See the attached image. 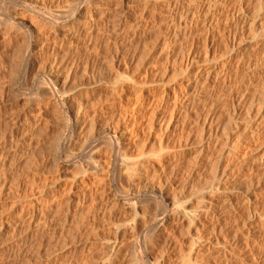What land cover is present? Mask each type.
I'll return each mask as SVG.
<instances>
[{
	"label": "rangeland",
	"instance_id": "obj_1",
	"mask_svg": "<svg viewBox=\"0 0 264 264\" xmlns=\"http://www.w3.org/2000/svg\"><path fill=\"white\" fill-rule=\"evenodd\" d=\"M9 1L10 0H7V2H6V0H0V4H2V5H0V12L1 13H3L4 12V9H6V8H8V11H10L9 9H10V5L11 4H9ZM12 1H16V2H18V3H24V2H28V3H30L32 6H38V7H40L43 11H46L47 9V6H48V3H50L51 4V0H47L46 1V3L44 4V3H40V2H42L41 0H37L38 1V3H37V1L36 0H12ZM34 1H36V3L34 2ZM53 1V0H52ZM54 1H57V3L58 2H62L63 3V1H64V4H66L67 5V3H66V0H54ZM68 1V0H67ZM69 1H73V0H69ZM110 1V2H109ZM114 0H104V2H103V0H101L100 2H102L101 4H103L104 6H103V8L104 9H107V8H109V9H111V13L112 14H114V13H116V11L118 10L115 6H114V2H113ZM134 1H136V0H130V2H129V0L127 1V6L128 7H130L131 9H133V10H135V11H137V12H135V15H137V16H134L135 18H137L138 17V15L140 14V11H142L143 10V3H141V1L142 0H139L140 1V4L138 5V3L139 2H137L136 1V4H134L135 2ZM165 1V2H164ZM201 1V0H200ZM199 0L197 1V2H200ZM220 2L222 1V0H219ZM237 1H239V0H237ZM246 1H248V3L246 2V4H248V7H247V9L249 10V12H251V15H252V13H254L253 11H255L256 9H257V7H255L256 6V4H257V0L255 1V0H246ZM3 2H4V4H3ZM152 2H156V3H152ZM165 4H164V3ZM170 2H172V0H151V3H150V5L152 6V5H157V6H153V7H150V5L148 6V10L146 9V17L147 16H149V18L147 17L146 18V20L148 19V21H147V24H148V27H146V30H145V32L147 33V31L148 32H154L153 34H152V32H151V35H149L148 33L146 34L145 32H143L142 31V29L140 30V31H142V32H140V34H138V35H136V36H138V37H136V36H134L133 37V35H127L126 33V31H127V28L132 24H130V23H128L127 25H126V28H122V27H118V26H114V22H116L113 18H116V17H110V19H107V20H105V22H104V26H102L101 27V29L102 30H100V31H97V32H95L94 34L96 35L92 40L91 39H87L88 37H85V36H83L82 38L84 39V40H82V38H80V40H81V42H83V43H79V45L80 46H82L81 48L82 49H84V51L85 52H83L84 53V55H82V58L79 60V62H80V65H79V67L80 68H78L77 70H73V69H71L69 66H71V65H69L68 67L70 68V73L68 72V68H66V70L64 71V72H62L63 74H60V81L63 83V84H60L61 86L60 87H62V88H60V89H57V91H55V90H51V92L49 91V92H45V93H43L42 95H39L40 93L39 92H37V91H39L38 90V88L35 86V80L33 79V78H35L36 76H37V73H38V75H40L41 74V72L43 71V69H41V68H43V65H45V64H47V62H48V60L50 59V55H52V53H53V49H52V44L50 43V41L51 40H49V38H51L52 36H54L55 34L54 33H52V31H51V25H45V23H44V25L42 26V27H39L41 24H42V22L40 21L41 19H40V17H38L37 16V14L35 13L34 14V12L33 11H31V10H28L27 9V12H25L26 11V9H20V10H15V9H12L11 8V10L12 11H10V12H8L9 14H10V16H11V18L12 19H14V20H17V21H24L23 23L24 24H26V26H29L30 28H32L33 27V29H31V31H32V36H33V40H34V45H35V48L36 49H34L33 48V57H32V59L34 60V61H31L32 63H31V70H30V72L26 75V77H25V79H24V76L22 77L20 74H18L17 73V65H16V63H17V60H18V57L20 56L19 55V52L22 50L21 48H22V42L24 43V36H25V34H23V32H24V30H22L23 28H19V26H17L16 25V23H15V25L16 26H12L14 29V31L12 30V28H11V26L9 27V25L7 26L6 25V23H5V25H6V27L8 28H10L11 30L9 31L7 28V31L5 32V30L6 29H4L3 30V28H2V26H0L1 27V29H0V154H2V155H0V264H35V263H37V264H60V262H62L63 260H61V259H64L65 261H63L61 264H65V263H67V264H73V263H75V264H80V262H81V264H86V263H88L89 264V261H86V263H82V262H85V259L87 258V257H85V255L86 256H88V257H90V258H92L90 261H92V262H90L91 264H103L104 263V260L105 259H107L108 257H112V259H114L113 258V254L116 252V250L117 249H112L113 247L112 246H109V244H107V243H115V242H117L116 244H118V243H120L121 241H123V243L125 242V241H127L126 242V244L124 243H120L121 245H124L125 247H126V249L128 248V247H130L131 248V250H130V248H128L127 249V254L125 253V255H126V257H130L131 256V254H132V257H134V259H135V256H133V254L135 255V251H133L134 249V246L133 245H130L131 243L130 242H132V244L134 243L133 242V240H135V237L136 236H133L136 232H141L142 230H143V226H142V221H143V219H144V217H145V215L144 214H146L147 216L146 217H152V216H157V219L158 220H160L159 221V226H161L162 224L163 225H170V224H172L173 223V225H176V227L174 228V226L173 225H170V227H169V225L166 227L167 229H171L172 231H177V232H175V234H176V236H175V234H174V236L171 234V235H169V236H165V235H158V236H155V238H154V236L153 237H151L150 235H151V233H150V238H152V241L153 240H155V241H153V243L151 242V240H149V242L150 243H152V245H154V246H150V244H149V242L147 243V245H149L148 246V255H149V258L150 259H152L153 260V258H154V260H156V261H154L153 260V263L155 264H182V261L181 260H183L182 259V257H180L181 256V254L183 255V254H188V252H190V249H189V251H188V245H190L191 246V240H193V239H195L196 238V236H195V234L197 235V232H195L194 231V228H190L189 230H191V231H189L188 229H187V231H186V228L188 227H186V225H188V221H190V219L188 220L187 218V220L184 218L183 220H181V218L182 217H184V213H186L187 211L190 213H195V212H197V210L200 208V207H198V209H197V206H198V204H199V200H198V198L201 196V193H198L199 192V190H202V193H204L203 195L204 196H206L207 195V192H208V197H209V195L213 192H215V194L218 196V198H220L221 200H224V199H227L228 201H227V203L225 204V209L227 210V212L224 210V212H226V214L225 215H223V222L221 223V225H222V227L220 226V228H222L221 230L219 229V235L217 234L216 236H214L213 237V239H215L216 237L218 238V243H219V241L222 243H219V244H217L216 246H215V244H213V247H211L208 251H207V249H205V251H204V253L205 254H203L202 255V257H204V258H201V260L204 262V260L207 258V262H206V260H205V262L203 263L200 259L198 260L197 259V261H200L199 263L197 262V264H200L201 262L203 263V264H209L210 263V261H212L211 263L212 264H264V245L262 246L261 245V243L262 244H264V237H262L263 236V232H264V228L262 227V226H264V163H263V161H264V156H263V154H264V134H260V135H258V140L256 141V142H254V144L253 143H248V142H246V144L245 145H242V149H241V151H240V153H238V154H236V155H233V157L231 156V158L229 159L228 158V160H230L231 162H230V164H229V166L228 167H226L225 168V166H223L222 167V169L223 168H225V169H223V170H218L217 172H214V170L213 169H211V167H212V164H211V161H212V159H213V156H211L212 154H210V153H212V151H214V148L212 149V148H208V150H207V154L205 155V154H203V156H201L202 154H200V156H199V154H198V151L199 150H201V147L203 146L204 147V145H206V144H204V143H206V142H198V140H200V135H201V132L199 131L200 130V128H201V124H200V122H198L197 123V121H198V116L196 115V114H200L201 115V118H202V116H203V114H205V109L207 110V108L209 109V107L211 106V104L214 102V103H216L217 101H220V102H217L216 104L217 105H219V107L217 106L216 107V115H218V113L220 112L222 115H223V117H228L227 116V114L229 115V111H230V108H231V106L230 105H223L222 103H224V102H222V101H225L223 98H221L222 96L221 95H223V96H226L228 93H229V91H230V89H228V91H227V88L228 87H225L226 89H224L223 88V86H222V90H220L219 92L220 93H218V90L220 89V86H216V88L214 87V88H211L212 86H210V89L208 90V89H202V90H200L201 92H202V94H201V92L199 91V90H197V93L200 95H198L197 97H199V98H197V97H195L194 99H193V102L195 103H191V104H189V106H187L188 108H187V111L184 113V114H181V116H178V118H176V120H175V123L176 124H173L172 125V123L170 124V126H169V128L167 129V130H164V128L163 127H160V125H161V123L159 122L160 121V119H158V121L157 120H155L157 117H153V115H155L156 116V114H158L160 111H162V110H164L165 108V110L167 111V110H172V108L171 107H173L172 106V103L174 102V93H172L171 94V91L173 90V87H176L178 90L176 91L177 92V96H178V94H179V96L181 97V95H182V85H183V83H184V81H186L187 80V78H188V75H192L191 73H190V71L189 72H185L184 71V67L181 65V64H179V62H181V60H180V58H182V56L185 54V53H187L188 52V50H189V48L191 47V46H196V47H198L197 45H199V47L198 48H201V46L203 45L202 44V34L200 35V26H196V25H194L192 28H191V31L193 32V34L192 35H190L189 37H188V35H185V36H187L186 37V39L184 38H182L183 36L181 35V39L179 40V41H181L182 39H183V41H182V43L181 42H179L178 41V43H176L175 45L176 46H178L177 48H176V46H175V49L177 50V52H179L180 51V49H178V48H186L185 49V51H181V53L179 52V54H182V55H179L178 54V57L177 58H179V59H175L176 61H172V60H174V58H176L175 56L177 55L175 52V56L174 55H172V57H168V55L167 54H170L171 53V51H173L172 49L174 48V44L173 43H171L170 41H169V39L172 37V35H173V33L176 31H174V29L173 28H175V26L173 25V24H171L172 23V21H171V18H170V14L169 13H171V12H169V11H171L170 9V7H169V4H171ZM196 2V1H195ZM195 2H193V3H195ZM232 2V3H231ZM235 2V3H234ZM34 3V4H33ZM54 3L53 5L51 4H49L50 6H51V8L53 7V10L55 9V10H57L58 8H63V7H65L62 3ZM68 3H70V2H68ZM159 4V6H158V4ZM225 2H223V3H221L220 4V6H219V8L220 9H222V10H220L221 11V13L219 12V13H216L215 15H217V16H215L216 18H218V24H220V25H218V27H217V29L211 34L212 36H211V38H213L212 40H211V42H212V44L214 43V44H217V46L218 45H220V47L222 46V48H224V36L226 35V34H228V32L230 31L229 29H231V26L233 27V23L235 22L234 20L235 19H233L234 18V16H230V12L228 11L230 8H232L233 6H235V5H237V3L238 2H236V0H229V1H226V3L224 4ZM256 3V4H255ZM40 4H42V5H40ZM60 4V5H59ZM129 4V5H128ZM164 4V5H163ZM198 4V3H197ZM231 4V5H230ZM254 4V5H253ZM57 5V6H56ZM59 5V6H58ZM145 5V4H144ZM161 5V6H160ZM233 5V6H232ZM252 5V6H251ZM264 5V4H263ZM1 6H3V7H1ZM44 8H43V7ZM140 6V8H138ZM167 6H168V8H167ZM247 6V5H246ZM250 6V7H249ZM258 6V5H257ZM55 7H57V8H55ZM107 7V8H106ZM156 9H155V8ZM164 7V9H162ZM230 7V8H229ZM255 7V8H254ZM264 7V6H263ZM19 8H21V7H18V8H16V9H19ZM151 8H152V10H151ZM154 8V9H153ZM160 8V9H159ZM168 11H167V10ZM1 10H3V12L1 11ZM13 10H14V13H15V16H12V15H14V14H11V13H13ZM25 10V11H24ZM54 10V11H55ZM114 10H115V12H114ZM151 10V11H150ZM159 10V11H158ZM164 10V11H163ZM166 10V11H165ZM226 10H227V12L229 13H227L226 12ZM18 11H19V13H18ZM152 11H154V12H152ZM160 12V13H159ZM167 12V13H166ZM169 12V13H168ZM225 12V13H224ZM24 13V14H23ZM137 13V14H136ZM159 13V14H158ZM165 13H166V15H165ZM227 13V14H226ZM23 14V15H22ZM167 14H169V15H167ZM224 14V15H223ZM264 13H262L261 15H263ZM29 15H31V16H29ZM34 16V19H33V16ZM226 15H227V17H226ZM18 16V17H17ZM214 16V15H213ZM222 16V17H221ZM253 16V15H252ZM16 17H17V19H16ZM37 17V18H36ZM152 19H151V18ZM226 17V18H225ZM262 17V16H261ZM260 16H259V19H260V24L264 21V18H261ZM134 18V19H135ZM156 18V19H155ZM232 18V19H231ZM36 19V20H35ZM37 19H40L39 21L41 22H39V21H37ZM164 19V20H163ZM222 19V20H221ZM111 20H113V21H111ZM153 20V21H152ZM158 20H160V21H158ZM163 20V21H162ZM165 20H167V21H165ZM221 20V21H220ZM107 21V22H106ZM109 21H111V22H109ZM137 20L135 19L134 20V22H136ZM156 21H157V25H155L156 24ZM161 21L163 22V23H161ZM164 21H165V23H164ZM171 21V22H170ZM199 21H201V19H199ZM220 21V22H219ZM32 22V23H31ZM39 22V23H38ZM150 22H152V24L153 25H155V26H157V28L156 27H154V26H152V24L150 23ZM153 22H155V24L153 23ZM232 22V23H231ZM259 22V21H258ZM10 23V22H9ZM30 23V24H29ZM40 24V25H38V24ZM150 23V24H149ZM170 23V24H169ZM199 23V22H198ZM29 24V25H28ZM223 24H224V26H223ZM260 24H258L257 26H259ZM263 24H264V22H263ZM5 25H3V27L5 26ZM34 25V26H33ZM36 25V26H35ZM112 25H113V27H112ZM129 25V26H128ZM158 25H159V27L161 28H159L158 27ZM165 25V26H164ZM262 25V24H261ZM47 28H46V27ZM50 26V27H49ZM128 26V27H127ZM150 26V27H149ZM152 26V27H151ZM172 28L171 30H170V28ZM173 26V27H172ZM107 27V28H106ZM153 27L154 28H156V29H153ZM169 29H168V28ZM246 27H247V29H246ZM248 27L250 28V26H244L243 27V30H245V34L244 35H242L240 38H239V40L240 41H238V45H237V47L233 50V52H230V53H228L227 54V57H230V58H233V60L232 61H234L233 63H232V65L234 66V68H233V70L234 69H236V68H239L240 67V64H241V62L244 60H250V61H255V60H260L261 59V62H262V60L264 59V58H262L261 56H260V54H259V49L256 47V45H255V42L252 44L251 42H252V32H250L249 31V29H248ZM262 27H263V25H262ZM18 28L20 29V30H18ZM35 28V29H34ZM44 28V29H43ZM115 28V29H114ZM148 28H150V29H152V30H148ZM159 28V30H157ZM228 28V29H227ZM241 28V27H240ZM39 30V32H38V30ZM42 31H41V30ZM113 29V30H112ZM118 31H117V30ZM176 29V28H175ZM233 29V28H232ZM242 29V28H241ZM257 29V32L256 33H260V28L258 29V28H256ZM2 30V31H1ZM105 30V31H104ZM116 30V31H115ZM156 30V31H155ZM162 30V31H161ZM34 31V32H33ZM102 31V32H101ZM105 33H104V32ZM159 31H160V33H159ZM166 31V32H165ZM171 31V32H170ZM174 31V32H173ZM198 31H200V32H198ZM8 32V33H7ZM9 32H11V33H9ZM18 32V33H17ZM36 32V33H35ZM48 32H49V35H47L48 34ZM66 32V34L67 33H69L68 31H65ZM78 32H79V30H78ZM99 32V33H98ZM101 32V33H100ZM114 32V33H113ZM126 32V33H125ZM173 32V33H172ZM199 33V34H196V36H195V34L194 33ZM247 32V33H246ZM20 33V34H19ZM22 33V34H21ZM25 33V32H24ZM43 33V34H42ZM45 33V34H44ZM74 34H76L77 32H73ZM103 33V34H102ZM107 33H108V35H107ZM113 33V34H112ZM118 33H120V34H118ZM141 33H142V35H141ZM144 33V34H143ZM157 33H159V34H157ZM171 33H172V35H171ZM219 33V34H218ZM220 33H222V34H220ZM8 34L10 35V36H8ZM41 34L42 35H46V37L45 38H48V39H43V37H40L41 36ZM52 34V35H51ZM123 34V35H122ZM158 36H157V35ZM161 34V35H160ZM166 34V35H165ZM168 34H170V35H168ZM214 34V35H213ZM218 34V35H217ZM225 34V35H224ZM257 34V35H258ZM261 35H262V31H261V33H260ZM7 35V36H6ZM19 35V36H18ZM101 35V37H97V36H100ZM109 35H110V37H109ZM114 37H113V36ZM121 35V37H119ZM139 35H141V36H139ZM151 37H149V36ZM199 35V36H198ZM216 35V36H215ZM39 38H38V37ZM48 36V37H47ZM103 36V37H102ZM144 36V37H143ZM146 36H148V37H146ZM154 36H156L155 38H154ZM260 36V35H259ZM258 36V37H259ZM4 37V38H3ZM15 37H16V39H15ZM101 38V39H98V41H97V38ZM134 39H133V38ZM142 37V38H141ZM224 37V38H223ZM103 38V39H102ZM116 38V39H115ZM141 38V40H139V39ZM159 38V39H158ZM168 38V39H167ZM191 38V39H190ZM222 38V39H221ZM244 38V39H243ZM131 39V40H130ZM144 39H147V41H145ZM150 39V40H149ZM156 39H158V40H156ZM172 39V38H171ZM170 39V40H171ZM22 40V41H21ZM48 40V41H47ZM89 40H90V42H89ZM99 40H101V42L99 41ZM104 40V41H103ZM111 40V41H110ZM122 42H121V41ZM149 40V41H148ZM163 40L165 41V42H163ZM168 40V42L169 43H167L166 41ZM193 40V41H192ZM198 40H199V42H198ZM221 40V41H220ZM223 40V41H222ZM13 41V42H12ZM47 41V42H46ZM87 41V42H86ZM95 41V42H94ZM128 41H130V43L128 42ZM134 41V42H133ZM146 42V45L145 46H147L148 45V43L147 42H149V43H151L152 41H155V42H152L151 44H149L150 46H149V50H147L148 49V47H146V51H150V47H153L152 49H154L155 51H153L152 53V55L150 56V57H148L147 59H145V60H143V62L141 63L142 64V66L139 68V65H140V63H138L137 62V60L136 59H139V57H140V55H139V52L141 51V49H140V51H138V47H140V48H142V50H145V48H144V42ZM163 42V45L162 44H160L161 42ZM186 41H187V43H186ZM196 43H195V42ZM105 42V43H104ZM108 42V43H107ZM157 42V43H156ZM198 42V43H197ZM201 42V43H200ZM50 43V44H49ZM88 43V44H87ZM95 43V44H94ZM121 43V44H120ZM137 44V45H135V44ZM140 43V44H139ZM158 44L157 46H156V44ZM165 43H167L168 44V46H169V44H171L169 47H167V45L165 44ZM200 43V44H199ZM43 44V45H42ZM49 44V45H48ZM92 44V45H91ZM99 44V45H98ZM102 44H104V45H102ZM107 44V45H106ZM133 44V45H132ZM139 44V45H138ZM173 44V45H172ZM178 44V45H177ZM184 45V46H181V45ZM187 44H189V45H187ZM7 45V46H6ZM96 47V49H95V47ZM101 45H102V47H101ZM143 45V46H142ZM154 45V46H153ZM162 46V48H160L161 46ZM186 45V46H185ZM16 46V47H15ZM19 46H21V48L19 47ZM39 46H40V48H41V46H43L42 47V49H40L39 48ZM49 46V47H48ZM51 46V47H50ZM89 46V47H88ZM92 46V47H91ZM109 46V47H108ZM128 46V47H127ZM132 48H131V47ZM157 47V51H156V47ZM171 46H173V47H171ZM180 46V47H179ZM188 46H190V47H188ZM98 47V48H97ZM100 47V48H99ZM111 47V48H110ZM116 47H118V48H116ZM120 47V48H119ZM135 47V48H134ZM163 47H164V49L166 48V50L164 51L163 50ZM203 47V46H202ZM245 47V48H244ZM253 47V48H252ZM5 48V49H4ZM9 48V49H8ZM38 48H39V50H38ZM45 48H47L45 51H44V49ZM90 48H92V49H90ZM108 48V49H107ZM116 48V49H115ZM128 48V49H127ZM167 48H169L170 50L168 51V49ZM172 48V49H171ZM247 51H244V49ZM255 48H256V50H255ZM21 49V50H20ZM48 49H50V50H48ZM52 49V50H51ZM94 49V50H93ZM110 49V50H109ZM119 49V50H118ZM137 49V50H136ZM159 49H161L160 51H159ZM240 49V50H239ZM3 50V51H2ZM5 50H7V51H5ZM14 50H15V52H14ZM93 50V51H92ZM102 50V51H101ZM117 50V51H116ZM123 50H125V51H123ZM127 50V51H126ZM129 50V51H128ZM134 50V51H133ZM136 50V51H135ZM163 50V51H162ZM183 50V49H182ZM253 50V51H252ZM23 51V50H22ZM97 51V52H96ZM99 51V52H98ZM109 51V52H108ZM121 51V52H120ZM161 51H162V53H161ZM251 51V52H250ZM18 52V53H17ZM94 54H93V53ZM112 52H114V53H112ZM115 52H117L118 53V55H120V57L122 56L123 58H124V56L129 60V62L130 63H132L131 64V66L129 67V66H122L121 68H120V71H118V72H115L114 74L117 76L118 75V77H116L115 75H114V77H113V75H112V73L110 74V71L112 72V67L111 66H109L110 65V63H111V57L113 56V54H115ZM132 52V53H131ZM170 52V53H169ZM183 52H185V53H183ZM241 52H242V56H241ZM249 52V53H248ZM257 52H258V54H257ZM8 53V54H7ZM91 55H89V54ZM96 53V54H95ZM133 54V56L131 55V54ZM158 53V54H157ZM11 54V55H10ZM18 54V55H17ZM20 54H21V52H20ZM39 54V55H38ZM48 54V55H47ZM88 54V55H87ZM124 54H126V55H124ZM160 54V55H159ZM247 54H250V55H247ZM256 54V55H255ZM16 55L18 56V57H16ZM41 55V56H40ZM95 55V56H94ZM100 55V56H99ZM112 55V56H111ZM124 55V56H123ZM155 55V56H154ZM167 55V56H166ZM231 55V56H230ZM48 56V57H47ZM88 56V57H87ZM98 56V57H97ZM108 58H107V57ZM135 56H137L138 58H135ZM166 56V57H165ZM258 56H259V58H258ZM12 57V58H11ZM15 57V58H14ZM47 57V58H46ZM87 57V58H86ZM239 57H242V59L241 58H239ZM247 57V58H246ZM3 58V59H2ZM17 58V59H16ZM49 58V59H48ZM78 59H79V57H77ZM102 58V59H101ZM106 59V60H104V59ZM132 58H134V59H132ZM165 58H167V60H165ZM47 59V60H46ZM110 59V60H109ZM172 59V60H171ZM241 59V60H240ZM253 59V60H252ZM255 59V60H254ZM84 60V61H83ZM86 60V61H85ZM89 60V61H88ZM107 60H109V61H107ZM151 60V61H150ZM41 61V62H40ZM88 61V62H87ZM132 61V62H131ZM145 61V62H144ZM153 61V62H152ZM165 61V62H164ZM238 61V62H237ZM240 61V62H239ZM243 61V62H244ZM246 61H245V63H246ZM9 62V63H8ZM16 62V63H15ZM34 62V63H33ZM45 62V63H44ZM77 62V61H76ZM86 62V63H85ZM108 62V63H107ZM133 62H135L136 63V65H138V66H136L135 65V63H133ZM140 62V61H139ZM146 62H147V64L149 65H147L146 64ZM149 62V63H148ZM151 62V63H150ZM154 62H156V63H154ZM236 62V63H235ZM11 63V64H10ZM85 65H84V64ZM178 65H177V64ZM239 63V64H238ZM244 63V64H245ZM10 64V65H9ZM14 66H13V65ZM40 66H39V65ZM99 64V65H98ZM164 64V65H163ZM166 64V65H165ZM238 64V66L239 67H236V65ZM243 64V65H244ZM12 65V66H11ZM86 65H87V67H86ZM91 65V66H90ZM241 66L239 69V78H241V79H239V78H237L236 80L239 82H237L238 84H237V86H238V88L236 87L235 89L237 90H240L241 88V90H242V93H244L245 92V90H247V89H249V88H251V91L252 92H257V91H255L256 89H257V87L256 86H258L257 85V83L253 80L255 77H251L250 75H248L247 73H249L250 74V70L251 69H249L248 70V68H247V65H244V66ZM42 66V67H41ZM85 66V67H84ZM100 66H101V68H100ZM135 66V67H134ZM148 66V67H147ZM209 66H212V64L210 65V64H208V67ZM10 67V68H9ZM39 67H41V68H39ZM90 67V68H89ZM110 67V68H109ZM137 67L139 68V71H138V69H137ZM150 67V68H149ZM236 67V68H235ZM2 68V69H1ZM12 68V69H11ZM105 68V69H104ZM109 68V69H108ZM182 68V69H181ZM241 68H242V70H241ZM33 69V70H32ZM39 69H40V71H39ZM84 69V70H83ZM141 69V70H140ZM14 70L16 71V72H14ZM42 70V71H41ZM73 70V71H72ZM79 70V71H78ZM134 70V71H133ZM166 70V71H165ZM182 70V72L184 73H180L179 71H181ZM245 70V71H244ZM11 71V72H10ZM81 71V72H80ZM98 71V72H97ZM132 71V72H131ZM136 71V72H135ZM240 71H243V72H241L240 73ZM247 71H249V72H247ZM108 72V73H107ZM145 72V73H144ZM245 72V73H244ZM12 73H14V74H12ZM72 73V74H71ZM75 73H76V77H75ZM134 75H133V74ZM157 73V74H156ZM18 74V75H17ZM33 74H35L36 76H34ZM163 74V75H162ZM165 74V75H164ZM180 74V75H179ZM183 74V75H182ZM2 75V76H1ZM4 75V76H3ZM127 76L128 78H126L127 80L124 82V78L122 79V82L120 81V79H121V77H124V76ZM130 75V76H129ZM158 75V76H157ZM10 76V77H9ZM67 76V77H66ZM78 76V77H77ZM85 76V77H84ZM161 76V77H160ZM263 76V75H262ZM262 76L260 77V79L262 78ZM8 77V78H7ZM12 77V78H11ZM22 77V78H21ZM29 77H30V79H29ZM107 77H109V79L107 78ZM113 77V78H112ZM145 77V78H144ZM153 77V78H152ZM249 77V78H248ZM251 77V78H250ZM76 78V79H75ZM96 78V79H95ZM114 78H116V81H119L118 82V84H117V87L116 86H111L110 85V82H112L113 81V79ZM118 78V79H117ZM135 78V79H134ZM138 78V79H137ZM162 79L163 81H165V82H167V81H169V82H167L168 84H166L165 86L164 85H159V83H155V80L156 79ZM243 78V79H242ZM9 79V80H8ZM14 79V80H13ZM27 79V80H26ZM152 79H153V81H152ZM168 79V80H167ZM174 79V80H173ZM264 79V76H263V78L261 79V81H264L263 80ZM17 80V81H16ZM32 80H34V81H32ZM65 80V81H64ZM99 80V81H98ZM106 80V81H105ZM111 80V81H110ZM115 80V79H114ZM145 82H144V81ZM252 80V81H251ZM25 81H28V82H25ZM64 81V82H63ZM76 81V82H75ZM108 81V82H107ZM110 81V82H109ZM129 81V82H128ZM141 81V82H140ZM152 83H151V82ZM250 81V82H249ZM253 81L255 82V83H253ZM32 82V83H31ZM60 82V83H61ZM114 82V81H113ZM145 84H144V83ZM150 82V83H149ZM241 82V83H240ZM31 83V84H30ZM94 83H96V84H94ZM123 83V84H122ZM153 83H155V84H153ZM251 83V84H250ZM66 84V85H65ZM89 84V85H88ZM91 84H92V86H91ZM105 84V85H104ZM122 84V85H121ZM148 84V85H147ZM158 84V85H157ZM255 84H256V86H255ZM28 85V86H27ZM33 85H34V87H33ZM65 85V86H64ZM88 86V87H87ZM111 86V87H110ZM251 86V87H250ZM30 87V88H29ZM68 87V88H67ZM74 87V88H73ZM76 87V88H75ZM87 87V88H86ZM110 87V88H109ZM115 87V88H114ZM164 87V88H163ZM248 87V88H247ZM254 87H256V89L254 90ZM5 88V89H4ZM35 88V89H34ZM245 88V89H244ZM37 89V90H36ZM61 89H63L62 91H61ZM165 89V90H164ZM223 89H224V91H225V93H227V94H225L224 93V91H223ZM234 89V90H235ZM64 90H66V92L64 91ZM87 90V91H86ZM119 90V91H118ZM140 90L142 91H144L145 90V96H147L148 95V93H149V91L151 92L150 93V95H148V97H147V99H145V100H147L146 102H145V104H144V106L143 107H141V108H143V109H141V108H139V107H136V110H135V107H133L132 108V104H133V106H134V100H136L135 98V93L136 94H140ZM167 90H169L170 91V94H169V102H168V105H166L165 104V106H167V107H165L164 108V106H159L158 104L160 103V101H162L161 99H160V97H161V93L163 92V91H167ZM194 90V89H193ZM214 90V91H213ZM233 90V91H234ZM237 90V91H238ZM241 90L239 91V93L237 92V91H234L233 93L231 92L230 94V97L231 96H233L234 97V95L233 94H237V95H239V94H241L240 92H241ZM53 91V92H52ZM62 93H61V92ZM63 91L65 92V93H63ZM85 91V92H84ZM117 91V92H116ZM148 91V92H147ZM205 91V92H204ZM208 91H209V93H208ZM211 91H212V93H211ZM223 91V92H222ZM22 92V93H21ZM36 93H39L38 94V96H36ZM42 93V92H41ZM47 93V94H46ZM50 93V94H49ZM117 93V94H116ZM119 93V94H118ZM217 93L219 94L218 96H217ZM222 93V94H221ZM44 94H46V95H44ZM235 94V95H236ZM27 95V96H26ZM31 95H32V97H31ZM50 95V96H49ZM114 95H116V96H114ZM205 95V97H202V96H204ZM207 95V96H206ZM248 95H250V96H252V94L250 93V94H248ZM39 96H40V99H39ZM53 96V97H52ZM97 96V97H96ZM100 97V100L98 99L99 97ZM106 96V97H105ZM118 96V97H117ZM210 96V97H209ZM215 96H217V97H219V98H217V101H216V97ZM20 97V98H19ZM33 97H38L37 98V100H35L36 98H34V99H31V98H33ZM80 97H81V100H83V102H80ZM86 97V98H85ZM207 97V98H206ZM212 97V98H211ZM214 97V98H213ZM228 97V96H227ZM11 98V99H10ZM25 98V99H24ZM58 98V99H57ZM68 98V99H67ZM160 100H159V99ZM206 98V99H205ZM223 99V100H218V99ZM225 98V97H224ZM49 99V100H48ZM77 99V100H76ZM98 99V100H97ZM103 99V100H102ZM157 99V100H156ZM171 99V100H170ZM206 101H205V100ZM211 99H212V101H211ZM16 100V101H15ZM24 100V101H23ZM27 100V101H26ZM44 100V101H43ZM48 100V101H47ZM67 100V101H66ZM72 100V101H71ZM43 101V102H42ZM47 101V102H46ZM51 101V102H50ZM154 101V102H153ZM155 101H157L156 102V104L159 106V108H157V106H156V104H155ZM181 101H184V100H182V99H178V101H176L177 102V104H183V102H181ZM205 101V102H204ZM212 103H211V102ZM216 101V102H215ZM28 102V103H27ZM35 102V103H34ZM42 102V103H41ZM69 104H68V103ZM80 102V103H79ZM86 102V103H85ZM94 104H93V103ZM176 102H174L173 103V105L174 104H176ZM181 102V103H180ZM198 102V103H197ZM200 102V103H199ZM222 102V103H221ZM41 103V104H40ZM56 103H57V105H58V107L56 106ZM87 103H89V104H87ZM101 103V104H100ZM205 103L206 104H208V105H210V106H208L207 105V107H206V105H205ZM219 103H221V104H219ZM43 104V105H42ZM47 104V105H46ZM49 104V105H48ZM51 104V105H50ZM63 104V105H62ZM67 104V105H66ZM76 104H79V105H76ZM84 104L86 105V106H84ZM92 104H93V106H92ZM197 104V105H196ZM199 104V105H198ZM225 104V103H224ZM40 105V106H39ZM44 105H46V106H44ZM62 105V106H61ZM72 105V106H71ZM74 105V106H73ZM80 105H83L84 107H88L87 109H86V111L88 110V112H91L92 113V115H95V116H92L91 114L90 115H88V116H86V111H85V109H84V107L82 106V108H81V110L80 111H82L83 109H84V111H82V112H80V114H77L78 112H76V110L78 109L79 110V107L78 106H80ZM88 105V106H87ZM205 106L204 108H203V106ZM222 105V106H221ZM64 106V107H63ZM92 106V107H91ZM102 106V107H101ZM110 106V107H109ZM191 106V107H190ZM194 106V107H193ZM197 106V107H196ZM228 108H227V107ZM21 107V108H20ZM69 107V108H68ZM109 108V110H110V112H109V110H108V112H106L107 111V109ZM225 109H224V108ZM24 108V109H23ZM66 108V109H65ZM74 108V109H73ZM90 108H91V110H90ZM123 108V109H122ZM137 108H139L140 110H141V112H140V110L139 109H137ZM157 109V110H154V109ZM193 110H192V109ZM198 108V110H196ZM203 108V109H202ZM219 108H221L222 110L221 111H223V109H224V111L223 112H221L220 111V109ZM22 109V110H21ZM39 109H42V111H46V113H44V115L46 114L48 117H43V121H41V123L42 124H39V127H37L38 128V131L41 129L42 130V132L44 131L45 132V130H46V128H47V132L46 133H42V136L39 134L38 136H40V137H38V136H36L35 134V131H33L34 129L32 128V126L34 127V125H35V122L33 121L34 119H35V117L36 116H34L35 115V113H38L39 112ZM56 109H57V111H56ZM103 109V110H102ZM189 109H191V110H189ZM194 109H195V111H194ZM201 109V110H200ZM228 110V113H227V110ZM61 110V111H60ZM67 110V111H66ZM71 112H69V111ZM72 110H73V112H72ZM97 110V111H96ZM101 110V111H100ZM135 110V111H134ZM160 110V111H159ZM188 110L190 111V112H188ZM203 110V111H202ZM14 111V112H13ZM59 111V112H58ZM66 111V113H63V112H65ZM94 111H96L98 114H93V112ZM219 111V112H218ZM69 112V116L72 118V119H75L76 117H77V115L79 116L80 115V117H82V118H85V119H83V120H86V121H81V124H84V126L83 125H81V126H79V129L77 130V131H75L74 132V134L75 135H83V138H81V140H80V142L78 143V145L77 146H73V147H71V151L69 152L70 154H71V152L73 151L74 152V154H72V156L71 155H69V153L68 152H66V154L64 153L61 157H59V159L57 158V157H55L54 155H52V154H49L47 151V149H48V147H50L49 145L46 147V145L47 144H49L50 143V145H51V143L53 142V140H54V138H53V140L51 139L53 136H55V134H56V132L58 131V130H55L56 129V126L58 125V124H60V123H62V121L60 120L62 117H63V119H66L65 117H64V115L66 114V116H67V113ZM85 112V113H84ZM102 112H104V113H102ZM106 112V113H105ZM139 112V113H138ZM168 112H170V111H168ZM218 112V113H217ZM32 113V114H31ZM49 113V114H48ZM73 113V114H72ZM83 113V114H82ZM108 113H110L109 115H108ZM122 113V114H121ZM155 113V114H154ZM191 113V114H190ZM195 113V114H194ZM203 113V114H202ZM219 113V114H220ZM227 113V114H226ZM29 114V115H28ZM54 114V115H53ZM57 114H59V115H57ZM77 114V115H76ZM105 114V115H104ZM106 114L108 115V116H106ZM114 114V115H113ZM188 114V115H187ZM193 114V116H191ZM45 115V116H46ZM51 115V116H50ZM63 115V116H62ZM82 115H85V116H82ZM27 116V117H26ZM53 116V117H52ZM76 116V117H75ZM105 118H104V117ZM188 116V117H187ZM219 116V115H218ZM24 117V118H23ZM26 117V118H25ZM56 117V118H55ZM57 117H58V119H57ZM60 117V118H59ZM89 117V118H88ZM93 117H95V118H93ZM98 119H97V118ZM111 117V118H110ZM113 117V118H112ZM130 117H131V119H130ZM184 117V118H183ZM186 117V118H185ZM190 117H192V118H190ZM194 117H196V118H194ZM49 118V119H48ZM91 118H93V119H91ZM218 118V117H217ZM226 118L224 119V118H222V124L224 123V125L226 124V122H224V121H226ZM24 119L26 120V121H24ZM32 119V120H31ZM62 119V120H63ZM88 119V120H87ZM91 119V120H90ZM95 119V120H94ZM124 119V120H123ZM135 121H134V120ZM154 119V120H153ZM184 119V120H183ZM216 119V118H215ZM223 119H224V121H223ZM53 120V121H52ZM54 120H57V121H54ZM94 120V121H93ZM97 120V121H96ZM104 120V121H103ZM109 120V122H107ZM152 120H153V124H152ZM179 120V121H178ZM195 122H194V121ZM60 123H59V122ZM92 121V122H91ZM101 121V122H100ZM118 121V122H117ZM135 123H134V122ZM151 123H150V122ZM182 123H181V122ZM189 121V122H188ZM217 122H215L214 124H216L217 125V123H220L221 121L220 120H216ZM219 121V122H218ZM21 124H20V123ZM25 122V123H24ZM34 122V123H33ZM47 122V123H46ZM51 122H53V123H51ZM106 122V123H105ZM156 122V123H155ZM45 123V124H44ZM50 123V124H49ZM55 123V124H54ZM58 123V124H57ZM86 123V124H85ZM88 123H90V124H88ZM93 123V124H92ZM96 123V124H95ZM160 123V124H159ZM22 124H27V126H28V128H27V132L26 131H24L25 133H27V134H25L24 132H22V131H20L21 130V126H22ZM57 124V125H56ZM91 124H92V126H91ZM94 124H95V126H94ZM178 124V125H177ZM181 124V125H180ZM199 124V125H198ZM5 125V126H4ZM10 125V126H9ZM14 125V126H13ZM44 125H46V127H43V128H40V127H42V126H44ZM88 125H90L89 127L91 128H95V130H96V127H97V130H98V128H100L97 132L95 131V130H92V128L91 129H89V127H88ZM101 125V126H100ZM109 125V126H108ZM150 125H151V127H152V129L150 130V128H148V127H150ZM176 125V126H175ZM197 125V126H196ZM7 126V127H6ZM17 126H19V127H17ZM49 128H48V127ZM86 126V127H85ZM108 126V127H107ZM148 126V127H147ZM154 126V127H153ZM155 126H157V127H155ZM175 126V127H174ZM83 127V128H82ZM180 127V128H179ZM185 127H187V128H185ZM234 127V126H233ZM18 128V129H17ZM20 128V129H19ZM29 128H32V129H30V130H28ZM44 128H45V130H44ZM54 129V130H51V129ZM81 128V129H80ZM86 128V129H85ZM105 128V129H104ZM171 128V129H170ZM197 128V129H196ZM6 129V130H5ZM11 129V130H10ZM101 129L102 130H104V132L105 133H103V131H101ZM196 129V130H195ZM18 130V131H17ZM80 130H82V131H80ZM83 130H84V132H83ZM86 130V131H85ZM113 130H115V131H113ZM5 131V132H4ZM38 131H36V132H38ZM79 131V132H78ZM89 131L92 133V135H93V137L94 138H96V136L100 139L99 140V143H98V149H100V152L101 153H105V150H106V152L107 153H105L106 155H109V153H108V147H107V145H106V143H105V145L103 146V142H105V137H106V135L108 134V133H112L113 134V132L114 133H117L119 136H121V137H123L121 140H123L122 141V144L123 145H125V146H127L126 147V149H128L127 151L131 154V157H132V159H133V161H134V159H136V158H138L139 160H141V161H146L147 159L146 158H149V156L151 155V160H153V158H155V160L159 157L163 162V166L167 169H169L168 171H172L173 170V172L175 171L176 173L178 172V170H179V172L177 173V174H182V175H177L178 176V179H180L177 183H179V184H174V185H171V190H170V194H169V198L167 199V201L169 202L170 200V206H169V208H168V213L167 214H165V213H163L162 211H160V210H153L154 208H156V207H154L153 206V204L155 205L156 203V205H159L160 203H159V201H160V199L159 200H156V201H151L152 199H150V202H149V199H148V197L143 193V192H141L139 189H137L138 187L135 185V184H133V182H130L129 180H127V178L125 179V177L123 178H121L120 180H121V182H123V184L122 183H120L119 181H117V183L116 184H113L112 185V189L113 188H115V187H117L119 190H120V188H121V190H122V192H124V194H131V196L133 197V196H135L134 197V200H133V202L134 203H138V202H140V203H138V205H137V207H138V210H139V212H137V213H134V212H132L130 209H127V207L126 206H124L125 207V209H123L122 208V206L120 205H117V206H119V207H121V208H116L117 206L116 205H114L113 207L111 206L112 204L110 203V202H107L106 203V201L104 200V198H102V195L101 194H99V196L101 195V197L100 198H98V194L95 196V198H92L91 196H88L90 199L92 198V200H89V198L87 197L86 198V200H84V202L86 201L87 202V204H85L84 202L81 204V203H79L81 206H82V208H83V211H82V209H80L81 207H80V205L78 204V202L76 201V199H79L78 198V193H76V191H78L77 189H75V191H72V192H68L70 195H68V194H66L67 193V189L66 188H68L67 187V184H69V183H71V181H72V179H74V178H76V179H79L80 177H81V172L79 171L80 170V168L78 167V165L79 164H77L78 162L80 163L81 161H79V151L81 150V146H83V143H84V141L86 140V138L87 137H92V135H91V133H89ZM93 131H94V134H93ZM160 131V132H159ZM237 131V129H235L234 131H233V134L234 135H237L238 133L236 132ZM31 132H34V134L33 133H31ZM55 132V133H54ZM84 134H83V133ZM99 132V133H98ZM162 132V133H161ZM22 133H23V135H22ZM40 133H41V131H40ZM48 133V134H47ZM98 133V134H97ZM3 134V135H2ZM21 134V135H20ZM26 135V137H25V135ZM30 134H31V137H32V139L30 138ZM33 134V135H32ZM51 134H53V135H51ZM86 134V136L84 137V135ZM90 134V136H87V135H89ZM232 134V135H233ZM48 135H50V136H48ZM21 136V137H20ZM43 136H44V138H43ZM148 136V137H147ZM10 137V138H9ZM19 137L21 138V139H19ZM24 138V144H28V142H30V144H28V145H30V147L28 148V145L26 144V147L28 148H26V147H22V146H24V144H22L23 143V138ZM34 137H37L40 141H38V139L37 138H34ZM47 137V138H46ZM167 137V138H166ZM181 137V138H180ZM236 137V136H235ZM13 138V139H12ZM26 138V139H25ZM43 138V139H42ZM46 138V139H45ZM49 138V139H48ZM164 140H163V139ZM177 138V139H176ZM12 139V140H11ZM17 139V140H16ZM29 139V140H28ZM36 139V140H35ZM47 141H45V140ZM128 139V140H127ZM161 139L163 140L162 142H161ZM179 139V140H178ZM26 140H28V142L26 141ZM31 140H33V141H31ZM127 140V141H126ZM188 140V141H187ZM14 141V142H13ZM15 141H16V143H15ZM19 141V142H18ZM34 141H35V143H36V141H37V145L38 146H36V148H35V146H33V145H36L35 143H34ZM147 141V142H146ZM186 141H187V143H186ZM17 142H18V144H17ZM21 142V143H20ZM26 142V143H25ZM43 142H46V143H43ZM102 142V143H101ZM146 142V143H145ZM165 142V143H164ZM14 143V144H13ZM32 143H34V144H32ZM161 143V144H160ZM175 143V144H174ZM195 143H197V144H195ZM16 144V145H15ZM22 144V145H21ZM32 144V145H31ZM42 144H44L45 145V150H47V151H45L46 153H48L49 155H47L46 153L44 154V148L42 149V147H44V145H42ZM189 144H191V145H189ZM204 144V145H203ZM4 145V146H3ZM129 145V146H128ZM154 145V146H153ZM170 146L171 148L173 147V146H175V147H173V148H177V146H179L178 148L179 149H171V150H169V153L168 152H165V151H167L168 149H166L167 147L166 146ZM14 146V147H13ZM33 146V148H35L34 150H33V148H31ZM101 146V147H100ZM104 148H103V147ZM164 146V147H163ZM181 146H183L182 148H181ZM187 146V147H186ZM13 147V148H12ZM16 147V148H15ZM21 147H22V149H21ZM80 147V148H79ZM24 148L26 149V150H24ZM105 148H107V149H105ZM160 148V149H159ZM43 150V151H40V150ZM50 150V152L51 153H53V154H55L53 151H52V148L50 147L49 148ZM73 149V150H72ZM77 149H79V150H77ZM105 149V150H104ZM130 149V150H129ZM163 149H165V150H163ZM10 150V151H9ZM13 150V151H12ZM38 150V151H37ZM77 150V151H76ZM104 150V151H103ZM148 150H150L152 153H149L150 151H148ZM163 150V151H162ZM197 150V151H196ZM16 151V152H15ZM26 151V152H25ZM29 151V152H28ZM76 151V152H75ZM131 151V152H130ZM139 151V152H138ZM145 151H146V153H145ZM23 152H24V154H23ZM37 152V153H36ZM38 152H39V154H38ZM155 152V153H154ZM200 152V151H199ZM28 153V154H27ZM32 153V154H31ZM41 153L43 154V155H41ZM137 153V154H136ZM158 155H157V154ZM168 153V154H167ZM178 153V154H177ZM246 153V155H245V158H243V156H244V154ZM7 154V155H6ZM36 154V155H35ZM68 154V155H67ZM140 154V155H139ZM152 154H155V156L153 155V157H152ZM163 154V155H162ZM198 155V157H197V155ZM242 154V155H241ZM39 155V156H38ZM133 155V156H132ZM139 155V156H138ZM158 157H157V156ZM166 155H167V157H166ZM210 155V156H209ZM34 158H33V157ZM37 156L39 157L38 158V160H37ZM43 156V157H42ZM47 156H50V157H47ZM52 156H54L55 157V159H58V160H55L54 159V157H52ZM76 156V157H75ZM101 157H102V155H100ZM137 156V157H136ZM174 156V157H173ZM206 156H208V157H206ZM30 157V158H29ZM36 157V158H35ZM108 157V156H107ZM133 157H135V158H133ZM162 157V158H161ZM164 157H165V159H164ZM211 159H210V158ZM262 157H263V159H262ZM32 158V159H31ZM44 158V159H43ZM49 158V159H48ZM52 158V159H51ZM69 158H72V159H74V161L76 162V164H75V169H74V167L72 166V165H69V164H67V162H66V160H68ZM142 158H143V160H142ZM146 160H145V159ZM149 158V159H150ZM158 158V160H160ZM195 158V159H194ZM197 158V159H196ZM241 158V159H240ZM41 161H40V160ZM43 159V160H42ZM52 161H51V160ZM53 159H54V161H55V163L58 161V163H56L57 164V166L55 165V164H53L54 162H53ZM76 159V160H75ZM105 159H108V158H105ZM104 158H102L101 159V163H109L110 162V160L108 159V160H105ZM173 159V160H172ZM199 159V160H198ZM207 159V160H206ZM6 160V161H5ZM105 160V161H104ZM137 160V159H136ZM134 161V162H138V161ZM184 160V161H183ZM210 160V161H209ZM263 160V161H262ZM78 161V162H77ZM132 161V162H133ZM165 161V162H164ZM201 161H203V162H201ZM226 161H227V159H225L224 160V162H225V164H226ZM47 162V163H46ZM51 162V163H50ZM178 162H181V163H179L177 166H176V164ZM208 164H207V163ZM245 162H246V164H245ZM263 164H262V163ZM34 165H33V164ZM70 163V162H69ZM74 163V162H73ZM104 163V164H105ZM202 163H204V164H202ZM244 163V164H243ZM36 164H37V166H36ZM58 164H59V166H58ZM71 164V163H70ZM81 164V163H80ZM192 164V165H191ZM76 165H77V167L79 168L78 170H77V168H76ZM172 165H174V167L172 166ZM189 165V166H188ZM195 165V166H194ZM201 165H203V166H201ZM29 166V167H28ZM55 166V167H54ZM175 166L178 168V169H176L175 168ZM192 166V167H191ZM194 166V167H193ZM207 166V167H206ZM3 167V168H2ZM40 167V168H39ZM42 167V168H41ZM57 167V168H56ZM59 167V168H58ZM169 167H171V168H169ZM187 167V168H186ZM196 167V168H195ZM36 168H37V170H36ZM174 168H175V170H174ZM183 168V169H182ZM190 168V169H189ZM200 168V169H199ZM253 168H254V170H253ZM57 169V170H56ZM182 169V170H181ZM186 169V170H185ZM194 169V170H193ZM203 169V170H202ZM211 169V170H210ZM250 169V170H249ZM35 170V171H34ZM49 170V171H48ZM52 170V171H51ZM64 170V171H63ZM77 170V171H76ZM186 171V172H184V171ZM196 170V171H195ZM213 170V171H212ZM225 170V171H224ZM253 170V171H252ZM56 171V172H55ZM79 171V173L80 174H77L76 172H78ZM171 171L169 172V174L171 173ZM181 171V172H180ZM189 171V172H188ZM193 171V172H192ZM198 171V172H197ZM224 171V172H223ZM251 171V172H250ZM52 172H53V174H52ZM172 172V173H173ZM195 172H197V173H195ZM209 172V173H208ZM56 173V174H55ZM171 173V174H172ZM191 173V174H190ZM211 174V175H210ZM225 174V175H224ZM77 175V176H76ZM189 175H191L190 176V178H189ZM250 175V176H249ZM76 176V177H75ZM151 176V175H150ZM217 176V177H216ZM254 176V177H253ZM211 177V178H210ZM213 177V178H212ZM251 177V178H250ZM237 178V179H236ZM258 178H261V180L260 179H258ZM124 179V180H123ZM212 179H214V182H213V180ZM216 179V180H215ZM220 179V180H219ZM241 179V180H240ZM257 180H260L259 182H257ZM126 181H128V182H126ZM210 181H211V183H210ZM66 182V183H65ZM69 182V183H68ZM186 182V183H185ZM202 182V183H201ZM183 183V184H182ZM205 183V184H204ZM219 183V184H218ZM259 183V184H258ZM31 184V185H30ZM65 184V186H63ZM203 184V185H202ZM209 184H211L210 186H209ZM215 184V185H214ZM2 185H3V187H2ZM117 185V186H116ZM119 185V186H118ZM122 185V186H121ZM132 185V186H131ZM185 185V186H184ZM201 185V186H200ZM204 185H206V186H204ZM236 185V186H235ZM239 185V186H238ZM253 185V186H252ZM260 187H259V186ZM133 186H136V187H133ZM175 186V187H174ZM205 187V189H203L204 187ZM211 186H214V187H212V188H210ZM227 186V187H226ZM61 187H65L64 188V190H63V188H61ZM120 187V188H119ZM123 187V188H122ZM180 187V188H179ZM200 187H202L201 189H200ZM206 187H209V189L210 190H208V188H206ZM218 187V189H215V188H217ZM237 187V188H236ZM51 188H52V191H51ZM61 190V191H63L65 194H63V192H61L59 189ZM125 188H126V190H127V192H126V190H125ZM132 188L134 189L133 190V192H132ZM180 189V191H179V189ZM184 188V189H183ZM196 188H198V189H196ZM214 188V189H213ZM221 188H222V190H221ZM48 189V190H47ZM124 189V190H123ZM129 189V190H128ZM135 189H137V190H135ZM158 189L159 188H154V189H152V190H150V192H149V194L150 195H155L156 194V192H157V194H158ZM174 189V190H173ZM196 189V190H195ZM213 189V190H212ZM224 189V190H223ZM248 189V190H247ZM42 190H43V193H41L42 192ZM114 191H115V189H113ZM35 191V192H34ZM41 191V192H40ZM49 191H50V193H49ZM53 191H54V193H53ZM177 191H179V193H177ZM194 191H196V192H194ZM40 192V193H39ZM52 192V193H51ZM61 192V193H60ZM129 192V193H128ZM183 192V193H182ZM39 193V194H38ZM47 193V194H46ZM57 193V194H56ZM139 193V194H138ZM173 193V194H172ZM181 193V194H180ZM194 193V194H193ZM197 193V194H196ZM206 193V194H205ZM210 193V194H209ZM212 193V194H213ZM226 193V194H225ZM38 194V195H37ZM48 194H49V196H48ZM60 194H63L64 195V197H62L63 195H61V196H58V195H60ZM156 194V195H157ZM189 194V195H188ZM200 194V195H199ZM52 195V196H51ZM56 195H57V197H56ZM75 195V196H74ZM145 195V196H144ZM174 195H176V196H174ZM195 195L197 196V197H195ZM49 197L50 199L52 198V200H54V201H51L49 198H47L46 199V197ZM72 196V197H71ZM138 196H140V197H138ZM179 196V197H178ZM199 196V197H198ZM229 196V197H228ZM44 198L45 200H46V202H48V204L50 205V203H51V205L52 204H54L53 206H52V211H53V213H55V211L59 208L60 209V207H58L57 208V206H59V205H64V203H63V201L65 202V200L66 201H69L70 200V202H68L66 205H68L69 207H67L66 205H64L62 208H64L63 210H65V208H66V210H68V212L66 211V213L62 210V208L60 209L61 211H59V209H58V211H59V213L58 214H54V215H51V217H53L50 221L48 220L47 221V223H49V225L51 226H49L48 224V226L44 223V222H40L41 224L43 223L44 225H46L49 229H47L46 228V226L44 227V226H42V228H41V226H39V225H41L40 223H39V225L37 224V223H35V224H37V225H35L37 228H39L38 230H35V226H34V223L33 222H29V218H30V216H31V210L32 211H36L37 213H40L41 212V210L42 209H44V208H46V207H43V206H39V204L37 203V201L39 200V199H41V198ZM62 197V198H61ZM70 197V198H69ZM98 198V200H97V198ZM137 197V198H136ZM170 197H171V199H170ZM173 197L174 198H176V200H177V202H176V205H174V203L173 202H175L176 200H174L173 199ZM184 197V198H183ZM207 197V198H208ZM56 198H58V199H56ZM60 198V199H59ZM101 198H102V200H101ZM145 198V199H144ZM178 198V199H177ZM196 198H197V200H196ZM69 199V200H68ZM75 199V200H74ZM93 199L95 200V201H93ZM100 199V200H99ZM142 199V200H141ZM170 199V200H169ZM199 199H201V197L199 198ZM233 199V200H232ZM56 200H57V202H56ZM58 200H60V202L62 203V204H60V202L58 201ZM178 200H179V202H178ZM183 200V201H182ZM33 201L34 202H36L37 204H35V203H33ZM88 201H93V203L92 204H90V202H88ZM102 201V202H101ZM110 201V200H109ZM142 201V202H141ZM143 201H145V202H143ZM53 202V203H52ZM94 202L96 203L97 202V205H99V206H97L96 204H94ZM149 202V203H148ZM152 202H155V203H153V204H150V203H152ZM161 202V201H160ZM232 202V203H231ZM29 203V204H28ZM58 203V204H57ZM79 205H77V204ZM90 204V207H89V204ZM142 203L144 204V205H142ZM147 205H146V204ZM173 203V204H172ZM179 203V204H178ZM198 203V204H197ZM229 203H231V204H229ZM73 204V205H72ZM75 204L77 205V206H75ZM100 204H102V205H100ZM141 206H140V205ZM172 204V205H171ZM197 204V205H196ZM55 205H57V206H55ZM94 205H95V207L98 209H96L95 207H94ZM150 205V206H149ZM155 205V206H156ZM179 205V206H178ZM195 205H196V207H195ZM230 205V206H229ZM26 206V207H25ZM72 206H73V208H72ZM84 206V207H83ZM100 206H101V208H100ZM116 206V207H115ZM140 206V207H139ZM149 206V207H148ZM172 206V207H171ZM174 206V207H173ZM199 206H201L200 204H199ZM41 207V208H40ZM56 207V208H55ZM76 207V208H75ZM80 207V208H79ZM91 207H93V209H92V211L90 210V212H89V210H88V208H91ZM105 207V208H104ZM111 207V208H110ZM149 209H148V208ZM159 207V206H158ZM157 207V208H158ZM171 207V208H170ZM183 207V208H182ZM228 207H230L229 208V210H228ZM232 207V208H231ZM27 208V209H26ZM33 208V209H32ZM36 210H35V209ZM54 208V209H53ZM80 210H79V209ZM115 208V209H114ZM140 208V209H139ZM145 208V209H144ZM153 208V209H152ZM193 208V209H192ZM71 209V210H70ZM76 209H78V211L76 210ZM97 211H96V210ZM181 209V210H180ZM184 209H186V211L184 210ZM192 209V210H191ZM197 209V210H196ZM21 210V211H20ZM23 210V211H22ZM73 210V211H72ZM76 210V211H75ZM114 210V211H113ZM127 210V211H126ZM144 210V211H143ZM150 210V211H149ZM151 210H153V211H157L156 213H154L153 211H151ZM174 210V211H173ZM177 210H178V212H177ZM183 210V213L182 212H180V211H182ZM200 210V209H199ZM198 210V211H199ZM246 210L248 211V212H246ZM40 211V212H39ZM79 211L81 212L82 211V214L83 215H80L81 217H84V218H81V220H79L78 218H80L79 217V215H78V217H77V214L79 213ZM87 211V213H85ZM96 211V212H95ZM104 211V212H103ZM145 211H146V213H145ZM21 212V213H20ZM65 214H68V216L67 215H65ZM75 212V213H74ZM144 213V214H142V215H139V214H141V213ZM150 213V214H148V213ZM152 212V213H151ZM162 212V213H161ZM180 212V213H179ZM223 212V213H224ZM240 214H239V213ZM243 212H245V213H243ZM25 213V214H24ZM52 213V214H53ZM62 214V216L63 217H61V214ZM77 213V214H76ZM94 213H95V215H94ZM106 215V217H104V214ZM154 213V214H153ZM173 213V214H172ZM175 213V214H174ZM180 216H178V217H176L177 216V214ZM190 213V214H191ZM249 213V214H248ZM251 213V214H250ZM30 214V215H29ZM77 217V218H73L74 217V215ZM81 214V213H80ZM157 214V215H156ZM164 214V215H163ZM169 214V215H168ZM21 215V216H20ZM28 215V216H27ZM72 215H73V217H72ZM92 215H94V216H92ZM160 215V216H159ZM173 215H174V217H173ZM176 215V216H175ZM181 215H183V216H181ZM250 215V216H249ZM64 216H67V218H68V223L66 222V224L65 223H61V221L64 219ZM73 218H71V217ZM100 217L101 216V220L98 218V217ZM143 218H142V217ZM164 216V218H162ZM227 216V217H226ZM247 216V217H246ZM60 217V218H59ZM89 217V218H88ZM92 217V218H91ZM159 217H161V218H159ZM173 219H172V218ZM234 217V218H233ZM246 217V219H248V217L249 218H251V222H248V223H246L247 225L246 226H252L251 224H253V225H255V226H257V224L259 225V227H258V229L256 230V229H253L252 227H249V231H250V234H248V227H245L244 226V228L243 227H240L243 223H244V225H245V222H244V218ZM261 217V218H260ZM54 218H59V219H57V220H55ZM70 218V219H69ZM107 218V219H106ZM174 218H175V220H174ZM60 219H62V220H60ZM72 219V220H71ZM82 219H85L84 220V222H81L80 223V221H83ZM87 219V220H86ZM108 222V224H107V222H104L105 220ZM234 219V220H233ZM241 219H243V220H241ZM20 220V221H19ZM60 221L59 223H61V227L60 226H57V224L58 225H60L58 222H56V221ZM71 220V225H70V221ZM74 220V221H73ZM75 220H77V221H79V224H81V225H83L84 223L86 224L87 223V225H85L84 224V227L85 226H87V228H88V232H89V229H90V227H91V229L90 230H93V231H97V233H96V231L95 232H92L91 231V233H92V235L91 234H89L88 235V232H86L87 233V235L89 236H85L84 234V227L83 226H81V225H79ZM93 220V221H92ZM162 220V221H161ZM179 220V221H178ZM56 223H55V222ZM87 221V222H86ZM173 221V222H172ZM177 221H178V223H177ZM183 222V223H181V222ZM185 221V222H184ZM256 221H257V223H256ZM29 222V223H28ZM73 222V223H72ZM75 222H76V226L79 228V230L76 228V230L78 231H76V230H74L75 228H72L73 226L72 225H74L75 226ZM104 222V223H103ZM115 222H117L116 224H115ZM169 222V223H168ZM180 222V223H179ZM52 223V224H51ZM56 225H54V224ZM96 223V224H95ZM98 223V224H97ZM187 223V224H186ZM262 223V224H261ZM24 224V225H23ZM28 224V225H27ZM42 224V225H43ZM104 224H107V225H102ZM109 224H111V225H109ZM113 224V225H112ZM134 224V225H133ZM182 224V225H181ZM186 224V225H185ZM239 224V225H238ZM241 224V225H240ZM26 225V226H25ZM80 227H79V226ZM98 225H100V226H98ZM109 225V226H108ZM141 225V226H140ZM179 225V226H178ZM16 226V227H15ZM53 226H55L56 228H53ZM65 228V229H69V230H65L63 227ZM67 226V227H66ZM70 226V227H69ZM75 226V227H76ZM107 226V227H106ZM112 226H114V227H112ZM136 226V227H135ZM158 226V225H157ZM231 226V227H230ZM243 226V225H242ZM24 227V228H23ZM28 227V228H27ZM58 227V228H57ZM59 227H60V229H62V230H60L59 229ZM82 227V228H81ZM263 229V231H262V229ZM34 228V229H33ZM86 228V227H85ZM86 228V229H87ZM132 228H134L135 229V231H134V229L132 230ZM173 228H174V230H173ZM237 228V229H236ZM243 228V229H242ZM246 228H247V230H246ZM259 228H260V232L258 231L259 230ZM23 229V230H22ZM43 229V230H42ZM45 229L46 230H48L47 231V233L49 232V234L51 233V235H52V239L53 240H55V241H52V239H50V235L49 234H47L46 233V231H45ZM51 229H52V231H51ZM74 230L73 232L71 231V230ZM82 229H83V233H81L82 232ZM85 229V230H86ZM127 229V230H126ZM176 229V230H175ZM181 229V230H180ZM185 229V230H184ZM253 229V230H252ZM14 232H13V231ZM42 230V232H39V231H41ZM107 230V231H106ZM119 230V231H118ZM120 230H121V232H120ZM126 230V231H125ZM130 230V231H129ZM196 230V229H195ZM211 231V229H208L207 231H206V235H208V234H210L209 232ZM240 230V231H239ZM245 230V231H244ZM257 232H255V231ZM23 231H24V233H23ZM56 231V232H55ZM60 231H62L61 233L62 234H60V238L59 237H56V236H58V232L60 233ZM66 231H69V233L68 232H66ZM72 232V234L73 235H70V233ZM87 231V230H86ZM101 231V232H100ZM109 231V232H108ZM114 231H115V233H114ZM131 231H134V232H131ZM222 231V232H221ZM248 231V232H247ZM252 231H254V232H252ZM36 232V233H35ZM80 232V233H79ZM99 232V233H98ZM120 232V233H119ZM126 232V233H125ZM192 232V233H191ZM230 232V233H229ZM247 232V233H246ZM252 232V233H251ZM10 233V234H9ZM23 233V234H22ZM39 233H41L42 235V237L44 236L45 238V240H42L43 238H41V236H40V234ZM53 233H57L56 234V236H53V235H55V234H53ZM76 233V234H75ZM90 233V232H89ZM133 233V234H132ZM235 233V234H234ZM256 233V234H255ZM258 233H260L259 235H260V237H259V235H258ZM33 234V235H32ZM38 234V235H37ZM44 234V235H43ZM64 234V235H63ZM67 234H69V235H67ZM74 234L76 235V239L74 240L73 238H72V236H74ZM80 234H81V236H82V234H83V236L81 237L80 236ZM97 234V235H96ZM245 234V235H244ZM251 234H252V238L251 237H247L248 235L249 236H251ZM35 235V236H34ZM65 235H66V237H71V240L69 239V237L67 238V240L65 241V239H64V237H65ZM81 237V238H78L79 236ZM103 235V236H102ZM256 235V237H254ZM20 236H22V237H20ZM25 236H26V238H25ZM36 236L38 237V239L36 238ZM124 236H125V238H124ZM131 236V237H130ZM162 236V237H161ZM165 238H164V237ZM172 236V237H171ZM192 236V237H191ZM232 236V237H231ZM235 236H237V237H235ZM246 236V237H245ZM33 237H34V239H36L35 241H34V239H33ZM48 237V238H47ZM87 237V238H86ZM106 237V238H105ZM160 237V238H159ZM166 237H168L167 239L169 240H167L166 239ZM178 237V238H177ZM205 237H209V236H205ZM227 237V238H226ZM29 238V239H28ZM40 238H41V240H40ZM64 239V241H62L61 242V244H62V247H63V245H64V243L66 242V244H65V247L66 248H59V250H58V247H56V246H61V244H60V242L59 241H61V240H58L57 241V239ZM82 238L84 239V238H86V241L85 240H83L82 241ZM89 238V240L87 241V239ZM90 238H92L91 240H90ZM100 238V239H99ZM108 238V239H107ZM154 238V239H153ZM171 238V239H170ZM210 238V237H209ZM256 239V240H254V239ZM11 239V240H10ZM14 239V240H13ZM32 239V240H31ZM51 240V242L49 241V240ZM72 239H73V241H72ZM81 240V242H79L80 240ZM96 239V240H95ZM98 239V240H97ZM105 239V240H104ZM129 239H130V241H129ZM149 239V238H148ZM161 239V240H160ZM197 239V238H196ZM227 239V240H226ZM252 239V240H251ZM24 240V241H23ZM37 240H38V244H37ZM40 240V241H39ZM68 240H69V244L71 243V241L72 242H74V244H76L77 243V245H74V244H70V245H68ZM79 240V241H78ZM260 240H261V242H260ZM78 241V242H77ZM85 241V242H84ZM97 241H100V242H97ZM129 241V242H128ZM157 241V242H156ZM159 241L162 243H159ZM204 241V240H203ZM53 242H56V243H53ZM57 242H59V243H57ZM84 242V243H83ZM184 242V243H183ZM40 243H42V246H38ZM44 243V244H43ZM53 243V244H52ZM79 243V244H78ZM91 243V244H90ZM93 243V244H92ZM103 243H106V244H103ZM114 243L112 244L113 246H114ZM129 243V244H128ZM154 243H156V244H154ZM174 243H176V245L177 246H172V244L174 245ZM260 243V244H259ZM13 244V245H12ZM18 244V245H17ZM27 244V245H26ZM56 246H55V245ZM57 244H60V245H57ZM84 244V245H83ZM110 244V245H111ZM183 245V246H181V245ZM200 244V243H199ZM206 244H207V242H205L204 241V244H203V247L204 246H206ZM54 247H53V246ZM66 245H68V246H66ZM84 246V248H83V246ZM92 247H91V246ZM100 245H102V246H104L105 245V247H102V246H100ZM120 245V246H121ZM179 245L181 246V247H179ZM220 245V246H219ZM260 245V246H259ZM17 246V247H16ZM21 246H23V247H21ZM89 246H90V248L91 249H93L94 248V250H92V251H90L89 249ZM94 246V247H93ZM95 246H97L96 248H95ZM100 247V249L101 250H103L104 248V252H105V250H107L106 252L107 253H104V255H103V252L101 251V253H102V255L104 256V258H103V261H102V258H100L101 256H100V252L98 253V255H97V252L99 251H97V250H95V249H99V247ZM109 246V247H108ZM171 246V247H170ZM210 246V245H209ZM215 246V247H214ZM224 246V247H223ZM233 246V247H232ZM27 247V248H26ZM57 248L56 249V251H57V254H54V252H56V251H53L52 249L53 248ZM75 247H76V249H75ZM103 249H102V248ZM111 247V248H110ZM149 247H151L150 248V250H149ZM158 247V248H157ZM261 247V248H260ZM19 248V249H18ZM26 248V249H25ZM37 248V249H36ZM51 248V249H50ZM86 248H88L87 250H88V252L86 251ZM108 248H110V249H108ZM166 248V249H165ZM178 248V249H177ZM183 248L185 249V250H183ZM218 248V249H217ZM14 249V250H13ZM25 249V250H24ZM54 249V250H55ZM67 249V250H66ZM75 250V252H74V250ZM161 249V250H160ZM214 249H216V250H214ZM221 249V250H220ZM40 250V251H39ZM51 252H50V251ZM71 252H73V253H70V251ZM111 252H109V251ZM112 250V251H111ZM160 250V251H159ZM165 250H167V252L165 251ZM171 250V251H170ZM176 250V251H175ZM200 250V249H199ZM210 250H211V253L210 254H213V255H211L212 257H210V255H209V252H210ZM8 251V252H7ZM13 251V252H12ZM46 251H47V253H46ZM52 251H53V253H52ZM90 251V252H89ZM97 251V252H96ZM115 251V252H114ZM153 251V252H152ZM180 251H182V252H180ZM206 251H207V253L208 254H206ZM225 253H224V252ZM235 251V252H234ZM3 252V253H2ZM7 252V253H6ZM26 252H27V254H26ZM37 252H38V254H37ZM96 254H95V253ZM161 252H165L164 254L163 253H161ZM177 252V253H176ZM201 252H203V250H201ZM200 252V253H201ZM212 252H214V253H212ZM217 252V253H216ZM228 252H230V253H228ZM263 252V253H262ZM41 255H40V254ZM42 253H43V255H42ZM49 253H52L50 256H49ZM85 253V254H84ZM86 253H88V254H86ZM93 253V254H92ZM154 253H155V255H154ZM241 253V254H240ZM26 254V255H25ZM34 254V255H33ZM36 254V255H35ZM54 254V255H53ZM68 254V256H66L65 257V255H67ZM70 254V255H69ZM76 254V255H75ZM78 254V255H77ZM92 254V255H91ZM106 254H107V256H106ZM112 254V255H111ZM160 254V255H159ZM162 254V255H161ZM167 254V255H166ZM239 254V255H238ZM260 254H263V255H260ZM57 255V256H56ZM125 255H123V257H125ZM129 255V256H128ZM155 256V257H153V256ZM158 255V256H157ZM205 255V256H204ZM215 255V256H214ZM36 256H38V258L36 257ZM41 256V257H40ZM44 256V257H43ZM54 256V257H53ZM65 258H67V259H65ZM73 256L75 257L76 256V258H75V260H74V258H73ZM84 256V257H83ZM106 256V257H105ZM163 256V257H162ZM174 256V257H173ZM209 256V257H208ZM218 256V257H217ZM235 256V257H234ZM21 257V258H20ZM52 257V258H51ZM57 257V258H56ZM59 257V258H58ZM61 257V258H60ZM73 258V260L71 259V258ZM114 257H115V255H114ZM122 256H120L119 258L118 257H116V259H115V261H114V263L115 264H121L122 263V261H124V263L123 264H125V263H127V264H132V263H134L135 261H133V258L131 259V260H129V261H127L126 262V260H128V259H130V258H126L125 257V259L123 258ZM199 257V256H198ZM201 257V256H200ZM206 257V258H205ZM228 257V258H227ZM240 257V258H239ZM247 257V258H246ZM32 258V259H31ZM41 258V259H40ZM44 258V259H43ZM99 258H100V260H99ZM123 258V260H121ZM162 258V259H161ZM35 259V260H34ZM40 259V260H39ZM52 259L56 262H54V261H52ZM56 259V260H55ZM57 259H58V261H57ZM60 259V260H59ZM78 259V261H76ZM80 259V260H79ZM95 259V260H94ZM119 259V260H118ZM168 259V260H167ZM170 259V260H169ZM179 259V260H178ZM209 259V260H208ZM215 259V260H214ZM229 259V260H228ZM68 260H69V262H71V263H69L68 262ZM87 260H89V258L87 259ZM161 260H163V261H161ZM222 260V261H221ZM44 261V262H43ZM46 261V262H45ZM73 261V262H72ZM100 261V262H99ZM102 261V262H101ZM117 261V262H116ZM120 263H119V262ZM157 261H158V263H157ZM175 261V262H174ZM243 261V262H242ZM51 262V263H50ZM65 262V263H64ZM129 262V263H128ZM214 262V263H213ZM220 262V263H219ZM237 262V263H236ZM241 262V263H240ZM114 263H112V264H114ZM201 263V264H202ZM210 263V264H211Z\"/></svg>",
	"mask_w": 264,
	"mask_h": 264
},
{
	"label": "bare ground",
	"instance_id": "obj_2",
	"mask_svg": "<svg viewBox=\"0 0 264 264\" xmlns=\"http://www.w3.org/2000/svg\"><path fill=\"white\" fill-rule=\"evenodd\" d=\"M26 1V0H25ZM29 1V0H28ZM37 1V0H36ZM36 1H34L35 3H36ZM42 2H40V3H46V1L47 0H41ZM101 0H73V1H67L66 0V3H67V5L66 4H64V1H63V3L62 2H58V3H62L65 7H63V8H58L57 10H53V7L51 8V4L53 5L54 3H57V1H50L51 2V4L50 3H48V6H47V10L46 11H43L40 7H38V6H32L30 3H28V2H24V3H18V2H16V1H12V0H10L9 1V4H11L10 5V11H12L11 10V8L12 9H15V10H22V9H26V11L25 12H27V9L28 10H31V11H33L34 12V14L36 13L37 14V16L38 17H40V19H37V21H41L42 22V24L40 25V24H38V25H40L39 27H42L43 25H44V23H45V25L47 24H49V25H51V31H52V33H54L55 35L54 36H52L51 38H49V40H51L50 41V43L52 44L51 46H52V51H53V53H52V55H50V59L48 60V62H47V64H45V65H43V68H41V67H39V68H41V69H43V71L41 72V74L40 75H38V73H37V76L35 75V74H33L34 76H36L35 78H33L34 80H32V81H34L35 82V86L38 88V90L39 91H37V92H39V93H36V96H38V94L39 95H42L43 93H45V92H51V90H55V91H57V89H60V88H62V87H60L61 85L60 84H63L60 80V74H63L62 72H64L65 70H66V68H68V72L70 73V68L71 69H73L74 71L75 70H77L78 68H80L79 67V65H80V62H79V60L82 58V55H84V53L83 52H85L84 51V49H82L81 47L82 46H80L79 45V43H83V42H81V40H80V38H82L83 36H85V37H88L87 39H93L96 35V33L95 32H97V31H100V30H102L101 29V27L102 26H104V22H105V20H107V19H110V17H116V18H113L116 22H114L113 20H111V21H113L114 22V26H118V27H122L123 29L124 28H126V25L128 24V23H132L128 28H127V35H133V37L134 36H136V35H138V34H140V32H142L143 30V32H145V30H146V27H148V24H147V21H148V19L146 20V18L148 17L149 18V16H147L146 17V9L148 10V6L150 5V3H151V0H142L141 1V3H143V10L142 11H140V14L138 15V17L137 18H135L134 16H137V15H135V12H137V11H135V10H133V9H131L130 7H128L127 6V1L128 0H114L113 2H114V6L118 9L117 11H116V13H114V14H112L111 13V9H109V8H107V9H104L103 8V4H101L102 2H100ZM137 2H139L138 3V5L140 4V1L139 0H136ZM136 1H134L135 3L134 4H136ZM153 1V0H152ZM196 1V2H195ZM198 0H172V2H170L171 4H169V7L171 8L170 10L171 11H169V12H171V13H169L170 14V18H171V21H172V23L171 24H173L174 26H175V28H173L174 29V33H173V35H172V33H171V35H172V39L170 40L169 39V41L171 42V43H173L172 45L174 46V48L172 49L173 51H171V53L170 54H167L168 55V57H172V55H176L175 57L176 58H174V60H172L173 62L174 61H176L175 59H179V58H177L178 57V54H179V52L181 53V51H185V49L187 48H178V49H180V51L179 52H177V50L175 49V44L176 43H178V41L181 39V35L183 36L182 38L184 39H186V37L187 36H185V35H188V37L190 36V35H192L193 34V32L191 31V28L194 26V25H196V26H200L201 28V32L200 31H198V32H200V35L202 34L203 36H202V46H201V48H198L199 47V45H197L198 47H196L195 45L194 46H188V47H190L189 48V50H188V52L187 53H185V52H183V53H185L183 56H182V58H180V60H181V62H179V64H181L183 67H184V71L185 72H189L190 71V73L192 74V75H188V78H187V80L186 81H184V83H183V85H182V95H181V97L179 96V94H178V96L176 95L177 94V90L179 89H177L176 87H173V90L171 91V94L172 93H174V102H176V101H178V99H182V100H184V101H181V102H183V104H177V102H176V104H174L173 105V103H172V106L173 107H171L172 108V110L170 109V110H165L166 108L165 107H167V106H165V104L166 105H168V102H169V94H170V91L169 90H167L166 92L165 91H163L161 94V97H160V99L162 100V101H160V103L158 104L160 107L161 106H164V110H162V111H160L158 114H156V116L155 115H153V117H157L155 120H157L158 121V119H160V123H161V125H160V127H163L164 128V130H167L168 128H169V126H170V124L172 123V125L173 124H176L175 123V120H176V118H178V116H181V114H184L186 111H187V106H189V104H191L192 102H193V99L195 98V97H197L199 94L197 93V90H204V89H210V86H212L211 88H216V86L218 85V86H220V89L218 90V93H220L219 91L220 90H222L221 88H222V86H223V88L224 89H226L225 87H228L227 88V91H228V89H230V91H229V93L227 94V93H225V91H224V89H223V91H224V93L225 94H227L226 96H223V95H221L222 97L221 98H223L225 101H222V102H224V103H222L223 105H230L231 106V108H230V111H229V115L227 114L228 113V110H227V118L226 117H223V113L225 112L224 111V109L227 107H223L224 109H223V111H221L222 109L221 108H219L220 109V111L221 112H223L222 114L220 113H218V115H216V107L218 106L219 107V105H217L216 103L217 102H220V101H217V98H219V97H217L219 94L217 93V96H215L216 97V103H214L213 101H212V99H211V101L213 102H211L212 104H211V106L210 105H208V104H206L205 103V105H206V107H207V105L208 106H210L209 107V109L207 108V110L205 109V114H203V116H202V118H201V115L199 114H196L197 116H198V121H197V123L198 122H200V124L202 125L201 126V128H200V132H201V135H200V140H198V142L200 141L201 143L202 142H206V143H204V144H206V145H204V147L202 146L201 147V150H199L198 151V154H199V156H200V154H205L206 152H207V150H208V148H214V151H212V153H210V154H212L211 156H213V159H212V161H211V164H212V167H211V169H213L214 170V172H217L219 169L220 170H223V169H225L226 167H228L229 166V164H230V160H228V158L230 159L231 158V156L233 157V155H236V154H238V153H240V151H241V149H242V145H245L246 144V142H248V143H253L254 144V142H256L257 140H258V135H260V134H264V81H261V79L263 78V76H264V59L262 60V62H261V59L260 60H255V61H250V60H245L246 61V63H245V61L243 62H241V64H240V67L244 64V65H247V68H248V70L249 69H251L250 70V74L249 73H247L248 75H250L252 78L253 77H255L253 80L257 83V85L258 86H256V84H255V86L257 87V89H256V87H254V90L255 91H257V92H252L251 91V88H249V89H247V90H245V92L244 93H242V88L240 89L241 90V94H239V95H237L236 93V95L235 94H233L234 95V97L233 96H231L230 97V93L232 92H234V91H237L235 88L237 87L238 88V86H237V84L239 83L236 79L237 78H239V66H238V64L236 65V67H239V68H236V69H234L233 70V68H234V66L232 65V63L234 62V61H232L233 60V58H230V57H227V54L228 53H230V52H233V50L237 47V45L239 44L238 43V41H240L239 40V38L242 36V35H244L245 34V30H243V27L244 26H250V28L248 27V29H249V31L250 32H252V44L255 42V45H256V47L259 49V54H260V56L262 57V58H264V24H263V22L261 23L262 25H263V27H262V25L260 24V19H259V16L261 17V18H264V14L263 15H261L262 13H264V0H255L256 2H257V4H256V6L255 7H257V9L255 10V11H253L254 13H252V15H251V12H249V10L247 9V7H248V4H246V2L248 3V1H246V0H239V1H237L236 0V2H238L237 3V5H235V6H233L232 8H230L228 11L231 13L230 14V16H234V18L233 19H235L234 21V23H233V27L231 26V29H229L230 31L228 32V34H224L225 36V38L223 39L224 40V48H222V46L220 47V45H218L217 46V44H212V42H211V40L214 38H211V34L217 29V27H218V25H220V24H218V18H216L215 16H217V15H215L216 13H221V11L220 10H222V9H220L219 8V6H220V4L221 3H223V2H225L226 3V1H229V0H222L221 2L219 1V0H199L200 2H197ZM231 1V0H230ZM233 1V0H232ZM6 2H7V0H6ZM48 2V1H47ZM68 2H70V3H68ZM103 2H104V0H103ZM110 2V1H109ZM129 2H130V0H129ZM165 2V1H164ZM163 2V3H164ZM193 2H195V3H193ZM37 3H38V1H37ZM57 3V4H58ZM152 3H156V2H152ZM198 3V4H197ZM224 3V4H225ZM232 3V2H231ZM235 3V2H234ZM3 4H4V2H3ZM6 4V3H5ZM4 4V5H5ZM34 4V3H33ZM50 4V5H49ZM145 4V5H144ZM158 4V3H157ZM165 4V3H164ZM163 4V5H164ZM0 5H2V4H0ZM40 5H42V4H40ZM60 5V4H59ZM58 5V6H59ZM129 5V4H128ZM231 5V4H230ZM247 5V6H246ZM254 5V4H253ZM258 5V6H257ZM57 6V5H56ZM153 6H157V5H150V7H153ZM158 6H159V4H158ZM161 6V5H160ZM252 6V5H251ZM1 7H3V6H1ZM18 7H21V8H19V9H16V8H18ZM43 7V6H42ZM43 7V8H44ZM250 7V6H249ZM254 7V8H255ZM55 8H57V7H55ZM138 8H140V6L138 7ZM155 8V7H154ZM153 8V9H154ZM167 8H168V6H167ZM156 9V8H155ZM160 9V8H159ZM162 9H164V7L162 8ZM151 10H152V8H151ZM150 10V11H151ZM167 10V9H166ZM165 10V11H166ZM2 12H3V10H1ZM10 11H8V8H6V9H4V12L3 13H1L0 12V26H2V28H3V30L4 29H6L7 27H6V25L8 26L9 25V27L11 26V28H12V30L14 29L12 26H16L17 24V26H19V28H23L22 30H24V32H23V34H25V36H24V43L22 42V48H21V46H19L21 49V54H20V52H19V57L16 55V57H18V60H17V63H16V65L18 66L17 67V73L18 74H20L22 77L24 76V79H25V77H26V75L30 72V70H31V61H34L33 59H32V57H33V48L34 49H36L35 48V45H34V40H33V36H32V31H31V29H33V27L32 28H30L29 26H26V24H24L23 22V20L22 21H17V20H14V19H12L11 18V16H10V14L8 13V12H10ZM149 11V10H148ZM159 11V10H158ZM164 11V10H163ZM168 11V10H167ZM114 12H115V10H114ZM152 12H154V11H152ZM226 12H227V10H226ZM18 13H19V11H18ZM160 13V12H159ZM158 13V14H159ZM167 13V12H166ZM166 13H165V15H166ZM225 13V12H224ZM228 13V12H227ZM226 13V14H227ZM11 14H14V15H12V16H15V13H14V10H13V13H11ZM20 14V13H19ZM24 14V13H23ZM22 14V15H23ZM137 14V13H136ZM169 14H167V15H169ZM229 14V13H228ZM214 15V16H213ZM224 15V14H223ZM29 16H31V15H29ZM33 16V15H32ZM18 17V16H17ZM17 17H16V19H17ZM218 17V16H217ZM222 17V16H221ZM226 17H227V15H226ZM225 17V18H226ZM37 18V17H36ZM137 20L136 22H134V20L135 19ZM151 18V17H150ZM33 19H34V16H33ZM152 19V18H151ZM156 19V18H155ZM199 19H201V21H199ZM232 19V18H231ZM36 20V19H35ZM164 20V19H163ZM162 20V21H163ZM222 20V19H221ZM220 20V21H221ZM111 21H109V22H111ZM153 21V20H152ZM158 21H160V20H158ZM161 21V23H163ZM165 21H167V20H165ZM165 21H164V23H165ZM170 21V22H171ZM219 21V22H220ZM259 21V22H258ZM10 22V23H9ZM40 22V23H41ZM107 22V21H106ZM199 22V23H198ZM5 23H6V25H5ZM15 23H16V25H15ZM32 23V22H31ZM151 24H152V22H150ZM149 23V24H150ZM154 24H155V22H153ZM232 23V22H231ZM30 24V23H29ZM28 24V25H29ZM158 23H157V21H156V24L155 25H157ZM170 24V23H169ZM258 24H260L259 26H257ZM3 25H5L4 27H3ZM155 25H153L152 24V26H154V27H156L157 28V26H155ZM34 26V25H33ZM36 26V25H35ZM151 26V27H152ZM165 26V25H164ZM223 26H224V24H223ZM7 28L9 31L11 30L10 28ZM46 27V26H45ZM48 27V26H47ZM46 27V28H47ZM50 27V26H49ZM112 27H113V25H112ZM150 27V26H149ZM153 27V29H156V28H154ZM158 27H159V25H158ZM169 27V26H168ZM167 27V28H168ZM173 27V26H172ZM242 29H241V28ZM18 28V30H20ZM107 28V27H106ZM143 28V29H142ZM160 28V27H159ZM159 28L157 29V30H159ZM170 28V27H169ZM168 28V29H169ZM233 28V29H232ZM256 28H260L261 30H260V33H261V31H262V35L259 33H256L257 32V29ZM0 29H1V27H0ZM7 29L5 30V32L7 31ZM35 29V28H34ZM44 29V28H43ZM115 29V28H114ZM142 29V31H140ZM161 29V28H160ZM172 28H170V30H171ZM228 29V28H227ZM246 29H247V27H246ZM38 30V29H37ZM41 30V29H40ZM78 30H79V32H78ZM113 30V29H112ZM117 30V29H116ZM115 30V31H116ZM148 30H152V29H150V28H148ZM2 31V30H1ZM14 31V30H13ZM42 31V30H41ZM65 31H68L69 33H67L66 34V32ZM105 31V30H104ZM103 31V32H104ZM118 31V30H117ZM156 31V30H155ZM162 31V30H161ZM34 32V31H33ZM38 32H39V30H38ZM73 32H77L76 34H74ZM102 32V31H101ZM100 32V33H101ZM152 32V31H151ZM151 32H148L147 31V33L149 34V35H151ZM166 32V31H165ZM171 32V31H170ZM8 33V32H7ZM9 33H11V32H9ZM18 33V32H17ZM36 33V32H35ZM95 33V34H94ZM99 33V32H98ZM105 33V32H104ZM114 33V32H113ZM112 33V34H113ZM146 33V32H145ZM146 33V34H147ZM154 32H152V34H153ZM159 33H160V31H159ZM159 33H157V34H159ZM247 33V32H246ZM20 34V33H19ZM22 34V33H21ZM43 34V33H42ZM41 34V36L40 37H43V39H48V38H45L46 37V35H42ZM45 34V33H44ZM103 34V33H102ZM118 34H120V33H118ZM144 34V33H143ZM156 34V35H157ZM195 34V36H196V34H199V33H194ZM219 34V33H218ZM217 34V35H218ZM220 34H222V33H220ZM258 34V35H257ZM11 35V34H10ZM9 34H8V36H10ZM47 35H49V32H48V34ZM52 35V34H51ZM107 35H108V33H107ZM123 35V34H122ZM141 35H142V33H141ZM141 35H139V36H141ZM148 35V36H149ZM161 35V34H160ZM166 35V34H165ZM168 35H170V34H168ZM170 35V36H171ZM214 35V34H213ZM260 35V36H259ZM7 36V35H6ZM19 36V35H18ZM50 36V35H49ZM113 36V35H112ZM148 36H146V37H148ZM158 36V35H157ZM199 36V35H198ZM216 36V35H215ZM259 36V37H258ZM38 37V36H37ZM48 37V36H47ZM97 37H101V35L100 36H97ZM96 37V38H97ZM103 37V36H102ZM109 37H110V35H109ZM114 37V36H113ZM119 37H121V35L119 36ZM132 37V38H133ZM136 37H138V36H136ZM144 37V36H143ZM150 37V36H149ZM156 36H154V38H155ZM4 38V37H3ZM39 38V37H38ZM111 38V37H110ZM142 38V37H141ZM141 38L139 39V40H141ZM151 38V37H150ZM157 38V37H156ZM15 39H16V37H15ZM85 39V38H84ZM83 38H82V40H84ZM98 39H101V38H97V41H98ZM103 39V38H102ZM116 39V38H115ZM134 39V38H133ZM159 39V38H158ZM158 39H156V40H158ZM168 39V38H167ZM183 39L181 40V41H179V42H181L182 43V41H183ZM191 39V38H190ZM222 39V38H221ZM244 39V38H243ZM17 40V39H16ZM131 40V39H130ZM145 41H147V39H144ZM150 40V39H149ZM148 40V41H149ZM222 40V41H223ZM22 41V40H21ZM48 41V40H47ZM46 41V42H47ZM100 42H101V40H99ZM104 41V40H103ZM111 41V40H110ZM121 41V40H120ZM142 41V40H141ZM193 41V40H192ZM221 41V40H220ZM13 42V41H12ZM87 42V41H86ZM89 42H90V40H89ZM95 42V41H94ZM122 42V41H121ZM129 43H130V41H128ZM134 42V41H133ZM144 42V41H143ZM152 42H155V41H152ZM151 42V43H152ZM161 42V41H160ZM163 42H165L164 40H163ZM163 42H161L160 44H162L163 45ZM167 43H169L168 42V40L166 41ZM195 42V41H194ZM198 42H199V40H198ZM197 42V43H198ZM49 43V44H50ZM105 43V42H104ZM108 43V42H107ZM148 43V45L147 46H145L146 45V42H144L143 44H144V48H145V50H142V48H140V47H138L139 49H138V51H140V49H141V51L139 52V55H140V57H139V59H136L137 60V62L138 63H140V65H139V68L142 66V62H143V60H145V59H147L148 57H150L153 53V51H155L154 49H152L153 47H150L151 49H150V51H146V47H148V49L147 50H149V44H151V43H149V42H147ZM157 43V42H156ZM155 43V44H156ZM167 43H165L166 45H167V47H169L171 44H169V46H168V44ZM186 43H187V41H186ZM196 43V42H195ZM201 43V42H200ZM199 43V44H200ZM48 44V45H49ZM88 44V43H87ZM95 44V43H94ZM121 44V43H120ZM135 44V43H134ZM140 44V43H139ZM138 44V45H139ZM159 44V43H158ZM158 44H156V46L158 45ZM179 44V43H178ZM177 44V45H178ZM43 45V44H42ZM92 45V44H91ZM99 45V44H98ZM102 45H104V44H102ZM102 45H101V47H102ZM107 45V44H106ZM133 45V44H132ZM135 45H137V44H135ZM181 45V44H180ZM187 45H189V44H187ZM7 46V45H6ZM50 46V47H51ZM94 46V45H93ZM143 46V45H142ZM154 46V45H153ZM155 46V47H156ZM161 46V45H160ZM173 46H171V47H173ZM181 46H184V45H181ZM186 46V45H185ZM16 47V46H15ZM42 47L43 46H41V48H40V46H39V48L40 49H42ZM49 47V46H48ZM89 47V46H88ZM92 47V46H91ZM95 47V46H94ZM109 47V46H108ZM128 47V46H127ZM131 47V46H130ZM178 46H176V48H177ZM180 47V46H179ZM39 48H38V50H39ZM98 48V47H97ZM100 48V47H99ZM111 48V47H110ZM116 48H118V47H116ZM115 48V49H116ZM120 48V47H119ZM132 48V47H131ZM135 48V47H134ZM160 48H162V46L160 47ZM170 48V47H169ZM169 48H167L168 49V51L170 50ZM245 48V47H244ZM243 48V49H244ZM253 48V47H252ZM5 49V48H4ZM9 49V48H8ZM47 48H45L44 49V51L46 50ZM90 49H92V48H90ZM95 49H96V47H95ZM108 49V48H107ZM128 49V48H127ZM156 49V51H157V47L155 48ZM183 49V50H182ZM48 50H50V49H48ZM94 50V49H93ZM92 50V51H93ZM110 50V49H109ZM119 50V49H118ZM137 50V49H136ZM135 50V51H136ZM161 49H159V51H160ZM163 50L165 51L166 50V48L164 49V47H163ZM162 50V51H163ZM240 50V49H239ZM255 50H256V48H255ZM3 51V50H2ZM5 51H7V50H5ZM102 51V50H101ZM117 51V50H116ZM123 51H125V50H123ZM127 51V50H126ZM129 51V50H128ZM134 51V50H133ZM162 51H161V53H162ZM244 51H246L245 49H244ZM253 51V50H252ZM14 52H15V50H14ZM97 52V51H96ZM99 52V51H98ZM109 52V51H108ZM121 52V51H120ZM176 54H175V53ZM247 52V51H246ZM251 52V51H250ZM16 53V52H15ZM18 53V52H17ZM93 53V52H92ZM112 53H114V52H112ZM132 53V52H131ZM130 53V54H131ZM249 53V52H248ZM8 54V53H7ZM89 54V53H88ZM87 54V55H88ZM94 54V53H93ZM96 54V53H95ZM158 54V53H157ZM257 54H258V52H257ZM11 55V54H10ZM39 55V54H38ZM48 55V54H47ZM90 55V54H89ZM124 55H126V54H124ZM123 55V56H124ZM132 56H133V54H131ZM160 55V54H159ZM166 55V56H167ZM179 55H182V54H179ZM247 55H250V54H247ZM256 55V54H255ZM41 56V55H40ZM91 56V55H90ZM95 56V55H94ZM100 56V55H99ZM112 56V55H111ZM155 56V55H154ZM165 56V57H166ZM231 56V55H230ZM241 56H242V52H241ZM48 57V56H47ZM46 57V58H47ZM77 57H79V59L77 58ZM88 57V56H87ZM86 57V58H87ZM98 57V56H97ZM107 57V56H106ZM12 58V57H11ZM15 58V57H14ZM34 58V57H33ZM108 58V57H107ZM135 58H138L137 56H135ZM173 58V57H172ZM239 58H241L242 59V57H239ZM247 58V57H246ZM258 58H259V56H258ZM3 59V58H2ZM17 59V58H16ZM102 59V58H101ZM104 59V58H103ZM129 59V58H128ZM125 56H124V58L121 56L120 57V55H118V53L117 52H115V54H113V56L111 57V63H110V65L109 66H111L112 68V72L110 71V74L112 73V75H113V77H114V73L115 72H118V71H120V68L122 67V66H131V64L132 63H130L129 62V60H128ZM132 59H134V58H132ZM240 59V60H241ZM47 60V59H46ZM104 60H106V59H104ZM110 60V59H109ZM109 60H107V61H109ZM165 60H167V58H165ZM253 60V59H252ZM77 61V62H76ZM84 61V60H83ZM86 61V60H85ZM89 61V60H88ZM87 61V62H88ZM140 61V62H139ZM142 61V62H141ZM151 61V60H150ZM41 62V61H40ZM110 62V61H109ZM132 62V61H131ZM145 62V61H144ZM153 62V61H152ZM165 62V61H164ZM238 62V61H237ZM240 62V61H239ZM9 63V62H8ZM34 63V62H33ZM45 63V62H44ZM86 63V62H85ZM108 63V62H107ZM133 63H135V62H133ZM149 63V62H148ZM151 63V62H150ZM154 63H156V62H154ZM236 63V62H235ZM11 64V63H10ZM9 64V65H10ZM84 64V63H83ZM146 64H147V62H146ZM177 64V63H176ZM208 64H212V66H209L208 67ZM13 65V64H12ZM11 65V66H12ZM39 65V64H38ZM69 65H71V66H69ZM85 65V64H84ZM99 65V64H98ZM135 65H136V63H135ZM145 65V64H144ZM143 65V66H144ZM148 65V64H147ZM164 65V64H163ZM166 65V64H165ZM178 65V64H177ZM243 65V66H244ZM14 66V65H13ZM40 66V65H39ZM70 68H69V67ZM91 66V65H90ZM136 66H138V65H136ZM142 66V67H143ZM149 66V65H148ZM147 66V67H148ZM85 67V66H84ZM86 67H87V65H86ZM135 67V66H134ZM233 67V68H232ZM10 68V67H9ZM88 68V67H87ZM90 68V67H89ZM100 68H101V66H100ZM110 68V67H109ZM108 68V69H109ZM139 68L137 67V69H138V71H139ZM150 68V67H149ZM2 69V68H1ZM12 69V68H11ZM105 69V68H104ZM182 69V68H181ZM33 70V69H32ZM72 70V71H73ZM84 70V69H83ZM141 70V69H140ZM241 70H242V68H241ZM39 71H40V69H39ZM79 71V70H78ZM134 71V70H133ZM166 71V70H165ZM245 71V70H244ZM11 72V71H10ZM14 72H16L15 70H14ZM81 72V71H80ZM98 72V71H97ZM132 72V71H131ZM136 72V71H135ZM180 73H183L182 72V70L181 71H179ZM241 72H243V71H240V73ZM247 72H249V71H247ZM108 73V72H107ZM119 73V72H118ZM145 73V72H144ZM245 73V72H244ZM12 74H14V73H12ZM17 74V75H18ZM72 74V73H71ZM133 74V73H132ZM157 74V73H156ZM184 74V73H183ZM182 74V75H183ZM134 75V74H133ZM163 75V74H162ZM165 75V74H164ZM180 75V74H179ZM263 75V76H262ZM2 76V75H1ZM4 76V75H3ZM116 76V75H115ZM124 76V75H123ZM130 76V75H129ZM158 76V75H157ZM262 76V78L260 79V77ZM10 77V76H9ZM21 77V78H22ZM67 77V76H66ZM75 77H76V73H75ZM78 77V76H77ZM85 77V76H84ZM112 77V78H113ZM116 77H118V75L116 76ZM161 77V76H160ZM250 77V78H251ZM8 78V77H7ZM12 78V77H11ZM108 79H109V77H107ZM124 78V82L127 80L126 78H128L127 76H124V77H121V79H120V81L122 82V79ZM145 78V77H144ZM153 78V77H152ZM249 78V77H248ZM29 79H30V77H29ZM76 79V78H75ZM96 79V78H95ZM115 79V80H114ZM113 79V81L112 82H110V85L111 86H116L117 87V84H118V82L119 81H116V78H114ZM118 79V78H117ZM129 79V78H128ZM135 79V78H134ZM138 79V78H137ZM163 79V78H162ZM162 79H156L155 80V83L157 82V83H159V85L161 84V85H166V84H168L167 82H169V81H167V82H165V81H163ZM239 79H241V78H239ZM243 79V78H242ZM1 80V79H0ZM9 80V79H8ZM14 80V79H13ZM27 80V79H26ZM168 80V79H167ZM174 80V79H173ZM264 80V79H263ZM17 81V80H16ZM65 81V80H64ZM63 81V82H64ZM99 81V80H98ZM106 81V80H105ZM144 81V80H143ZM152 81H153V79H152ZM238 83H237V82ZM252 81V80H251ZM253 81V83H255ZM25 82H28V81H25ZM61 82V83H60ZM76 82V81H75ZM108 82V81H107ZM129 82V81H128ZM141 82V81H140ZM145 82V81H144ZM143 82V83H144ZM151 82V81H150ZM149 82V83H150ZM154 82V81H153ZM250 82V81H249ZM32 83V82H31ZM30 83V84H31ZM152 83V82H151ZM155 83H153V84H155ZM241 83V82H240ZM94 84H96V83H94ZM123 84V83H122ZM121 84V85H122ZM145 84V83H144ZM251 84V83H250ZM66 85V84H65ZM64 85V86H65ZM89 85V84H88ZM105 85V84H104ZM148 85V84H147ZM158 85V84H157ZM222 85V86H221ZM239 85V84H238ZM28 86V85H27ZM91 86H92V84H91ZM110 86V87H111ZM214 86V87H213ZM217 86V87H218ZM33 87H34V85H33ZM60 87V88H59ZM88 87V86H87ZM86 87V88H87ZM109 87V88H110ZM251 87V86H250ZM30 88V87H29ZM68 88V87H67ZM74 88V87H73ZM76 88V87H75ZM115 88V87H114ZM164 88V87H163ZM248 88V87H247ZM1 89V88H0ZM5 89V88H4ZM35 89V88H34ZM194 89V90H193ZM217 89V88H216ZM235 89V90H234ZM245 89V88H244ZM37 90V89H36ZM63 89H61V91H62ZM165 90V89H164ZM180 90V89H179ZM234 90V91H233ZM240 90H238L237 92L239 93V91ZM60 91V92H61ZM65 92H66V90H64ZM63 91V93H65ZM87 91V90H86ZM119 91V90H118ZM214 91V90H213ZM222 91V92H223ZM42 92V93H41ZM53 92V91H52ZM85 92V91H84ZM117 92V91H116ZM148 92V91H147ZM152 92V91H151ZM150 91H149V93H148V95H150V93H151ZM201 92V91H200ZM205 92V91H204ZM22 93V92H21ZM62 93V92H61ZM145 90L143 91H141L140 90V94H136L135 93V99L136 100H134V106H133V104H132V108L133 107H139V108H141V107H143L144 106V104H145V102L148 100L147 99V97H148V95L147 96H145ZM176 93V94H175ZM208 93H209V91H208ZM211 93H212V91H211ZM252 94V96H250V95H248V94ZM47 94V93H46ZM46 94H44V95H46ZM50 94V93H49ZM117 94V93H116ZM119 94V93H118ZM201 94H202V92H201ZM222 94V93H221ZM27 96V95H26ZM47 96V95H46ZM50 96V95H49ZM114 96H116V95H114ZM200 96V95H199ZM207 96V95H206ZM228 96V97H227ZM31 97H32V95H31ZM53 97V96H52ZM97 97V96H96ZM99 97V96H98ZM106 97V96H105ZM118 97V96H117ZM202 97H205V95L204 96H202ZM210 97V96H209ZM225 97V98H224ZM20 98V97H19ZM34 98H36V97H33V98H31V99H34ZM38 98V97H37ZM37 98L35 99V100H37ZM86 98V97H85ZM197 98H199V97H197ZM207 98V97H206ZM205 98V99H206ZM212 98V97H211ZM214 98V97H213ZM218 99V100H223V99ZM11 99V98H10ZM25 99V98H24ZM39 99H40V96H39ZM58 99V98H57ZM68 99V98H67ZM99 100H100V97L98 98ZM97 99V100H98ZM145 99H147V100H145ZM159 99V98H158ZM159 99V100H160ZM200 99V98H199ZM204 99V100H205ZM49 100V99H48ZM47 100V101H48ZM77 100V99H76ZM80 102H83V100H81V97H80ZM103 100V99H102ZM157 100V99H156ZM171 100V99H170ZM201 100V99H200ZM16 101V100H15ZM24 101V100H23ZM27 101V100H26ZM44 101V100H43ZM42 101V102H43ZM46 101V102H47ZM67 101V100H66ZM72 101V100H71ZM85 101V100H84ZM206 101V100H205ZM204 101V102H205ZM41 102V103H42ZM51 102V101H50ZM79 102V103H80ZM148 102V101H147ZM154 102V101H153ZM156 102L157 101H155V104H156ZM180 102V103H181ZM28 103V102H27ZM35 103V102H34ZM40 103V104H41ZM68 103V102H67ZM86 103V102H85ZM93 103V102H92ZM194 103V102H193ZM192 103V104H193ZM198 103V102H197ZM200 103V102H199ZM221 103H219V104H221ZM69 104V103H68ZM87 104H89V103H87ZM94 104V103H93ZM93 104H92V106H93ZM101 104V103H100ZM156 104V106H157V108H159V106ZM195 104V103H194ZM193 104V105H194ZM43 105V104H42ZM47 105V104H46ZM46 105H44V106H46ZM49 105V104H48ZM51 105V104H50ZM63 105V104H62ZM61 105V106H62ZM67 105V104H66ZM76 105H79V104H76ZM197 105V104H196ZM199 105V104H198ZM40 106V105H39ZM56 106L58 107V105H57V103H56ZM72 106V105H71ZM74 106V105H73ZM82 106L83 105H80V106H78L79 107V110L77 109L76 110V112H78L77 114H80V112H82V111H84V109H85V111H86V109L88 108H86V107H84V106H86L85 104H84V109L82 110V111H80L81 110V108H82ZM88 106V105H87ZM91 106V107H92ZM203 106V105H202ZM222 106V105H221ZM64 107V106H63ZM94 107V106H93ZM102 107V106H101ZM110 107V106H109ZM136 107H135V110H136ZM191 107V106H190ZM194 107V106H193ZM197 107V106H196ZM205 106H203V108H204ZM229 107V106H228ZM227 107V108H228ZM21 108V107H20ZM69 108V107H68ZM108 108V107H107ZM139 108H137V109H139ZM202 108V109H203ZM24 109V108H23ZM66 109V108H65ZM74 109V108H73ZM123 109V108H122ZM141 109H143V108H141ZM192 109V108H191ZM191 109H189V110H191ZM22 110V109H21ZM90 110H91V108H90ZM103 110V109H102ZM108 110H109V108L107 109V111L106 112H108ZM111 110V109H110ZM110 110H109V112H110ZM134 110V111H135ZM140 110V109H139ZM154 110H157L156 108L154 109ZM188 110V112H190ZM193 110V109H192ZM191 110V111H192ZM196 110H198V108L196 109ZM201 110V109H200ZM215 110V111H214ZM56 111H57V109H56ZM61 111V110H60ZM67 111V110H66ZM66 111L65 112H63V113H66ZM69 111V110H68ZM97 111V110H96ZM96 111H94L93 112V114L95 113V114H98ZM101 111V110H100ZM168 111H170V112H168ZM194 111H195V109H194ZM203 111V110H202ZM14 112V111H13ZM59 112V111H58ZM70 112V111H69ZM69 112L67 113V116H66V114L64 115V117L66 118V119H63V117L60 119L61 121H62V123H60L59 121V123L60 124H56L57 126H56V129L55 130H58L57 132H56V134H55V136H53L51 139L53 140V138H54V140H53V142L51 143V145H50V143L49 144H47L46 142V138L44 139L46 142H43V143H46L47 145H46V147L49 145L51 148H52V151L55 153V154H53V153H51L49 150V148L50 147H48V151L47 150H45V145L44 144H42V145H44V147H42V149L44 148V151L43 150H40V151H43L44 152V154L46 153L45 151H47L49 154H52V155H54L55 157H57L58 159H59V157H61L64 153L66 154V152H70L71 150V147H75V146H77L78 145V143L80 142V140H81V138H83V135L81 134V135H75L74 134V132L75 131H77L78 129H79V126H81V125H83L84 126V124H81V121H86V120H83V119H85V118H82V117H80V115L78 116L77 114V117L75 118V119H72L68 114H69ZM72 112H73V110H72ZM105 112V113H106ZM140 112H141V110H140ZM44 113H46V111H42V109H39V112L38 113H35V115L34 116H36L35 117V119L33 120L34 122H35V125H34V127L32 126V128L34 129H32V128H29L28 130H30V129H32L33 131H35V135L36 136H38L39 134L42 136V133H46L47 132V128H46V130H45V128H44V130H45V132L43 131L42 132V130L40 129L39 131H38V128L37 127H39V124H42L41 123V121H43V117L45 118V117H48L46 114V116L44 115ZM71 113V112H70ZM85 113V112H84ZM102 113H104V112H102ZM139 113V112H138ZM32 114V113H31ZM49 114V113H48ZM73 114V113H72ZM83 114V113H82ZM92 115V113L91 112H88V110L86 111V116H88V115ZM110 113H108V115H109ZM122 114V113H121ZM155 114V113H154ZM191 114V113H190ZM195 114V113H194ZM29 115V114H28ZM54 115V114H53ZM57 115H59V114H57ZM105 115V114H104ZM107 114H106V116H108ZM111 115V114H110ZM114 115V114H113ZM185 115V114H184ZM188 115V114H187ZM51 116V115H50ZM63 116V115H62ZM82 116H85V115H82ZM85 116V117H86ZM92 116H95V115H92ZM183 116V115H182ZM181 116V117H182ZM191 116H193V114L191 115ZM225 116V115H224ZM27 117V116H26ZM25 117V118H26ZM53 117V116H52ZM104 117V116H103ZM188 117V116H187ZM218 117V118H217ZM24 118V117H23ZM56 118V117H55ZM60 118V117H59ZM87 118V117H86ZM89 118V117H88ZM93 118H95V117H93ZM93 118H91V119H93ZM97 118V117H96ZM105 118V117H104ZM111 118V117H110ZM113 118V117H112ZM184 118V117H183ZM186 118V117H185ZM190 118H192V117H190ZM194 118H196V117H194ZM216 118V119H215ZM222 118H226V121H224V119H223V121L224 122H226V124L224 125V123L222 124ZM49 119V118H48ZM57 119H58V117H57ZM63 119V120H62ZM90 119V120H91ZM98 119V118H97ZM130 119H131V117H130ZM32 120V119H31ZM88 120V119H87ZM95 120V119H94ZM93 120V121H94ZM124 120V119H123ZM134 120V119H133ZM154 120V119H153ZM153 120H152V124H153ZM184 120V119H183ZM216 120H220L221 122L220 123H217V125L216 124H214L215 122H217ZM24 121H26L25 119H24ZM53 121V120H52ZM54 121H57V120H54ZM97 121V120H96ZM104 121V120H103ZM135 121V120H134ZM133 121V122H134ZM179 121V120H178ZM194 121V120H193ZM33 122V123H34ZM92 122V121H91ZM101 122V121H100ZM107 122H109V120L107 121ZM118 122V121H117ZM150 122V121H149ZM181 122V121H180ZM183 122V121H182ZM181 122V123H182ZM189 122V121H188ZM195 122V121H194ZM219 122V121H218ZM20 123V122H19ZM25 123V122H24ZM47 123V122H46ZM51 123H53V122H51ZM106 123V122H105ZM135 123V122H134ZM151 123V122H150ZM156 123V122H155ZM159 123V124H160ZM21 124V123H20ZM45 124V123H44ZM50 124V123H49ZM55 124V123H54ZM81 124V125H80ZM86 124V123H85ZM88 124H90V123H88ZM93 124V123H92ZM92 124H91V126H92ZM96 124V123H95ZM95 124H94V126H95ZM178 125V124H177ZM181 125V124H180ZM199 125V124H198ZM5 126V125H4ZM10 126V125H9ZM14 126V125H13ZM29 126V125H28ZM28 126H27V124H22V126L20 127L21 128V130L20 131H22V132H24V131H26L27 130V128H28ZM90 125H88V127H89ZM101 126V125H100ZM109 126V125H108ZM107 126V127H108ZM176 126V125H175ZM174 126V127H175ZM197 126V125H196ZM234 126V127H233ZM7 127V126H6ZM17 127H19V126H17ZM43 127H46V125H44V126H42V127H40V128H43ZM48 127V126H47ZM86 127V126H85ZM98 127V126H97ZM97 127H96V130H95V128H92V130H95L96 132L100 129V128H98V130H97ZM148 127V126H147ZM154 127V126H153ZM155 127H157V126H155ZM19 128V129H20ZM49 128V127H48ZM83 128V127H82ZM90 127H89V129H91ZM148 128H150V130L152 129V127H151V125H150V127H148ZM180 128V127H179ZM185 128H187V127H185ZM18 129V128H17ZM81 129V128H80ZM86 129V128H85ZM105 129V128H104ZM171 129V128H170ZM188 129V128H187ZM197 129V128H196ZM195 129V130H196ZM235 129H237V135H234L233 134V131L235 130ZM6 130V129H5ZM11 130V129H10ZM51 130H54L53 128L51 129ZM18 131V130H17ZM36 131H38V132H36ZM40 131H41V133H40ZM80 131H82V130H80ZM86 131V130H85ZM101 131H103V133H105L104 132V130H102L101 129ZM113 131H115V130H113ZM5 132V131H4ZM27 132V131H26ZM79 132V131H78ZM83 132H84V130H83ZM82 132V133H83ZM160 132V131H159ZM25 133V132H24ZM31 133H33L34 134V132H31ZM55 133V132H54ZM76 133V132H75ZM89 133H91L90 131H89ZM99 133V132H98ZM97 133V134H98ZM162 133V132H161ZM1 134V133H0ZM25 134H27V133H25ZM24 134V135H25ZM32 134V135H33ZM48 134V133H47ZM84 134V133H83ZM93 134H94V131H93ZM233 134V135H232ZM3 135V134H2ZM21 135V134H20ZM22 135H23V133H22ZM51 135H53V134H51ZM91 135H92V133H91ZM48 136H50V135H48ZM86 136V134L84 135V137ZM87 136H90V134L89 135H87ZM236 136V137H235ZM21 137V136H20ZM19 137V139H21ZM25 137H26V135H25ZM38 137H40V136H38ZM148 137V136H147ZM10 138V137H9ZM23 138V137H22ZM30 138L32 139V137H31V134H30ZM34 138H37V137H34ZM43 138H44V136H43ZM42 138V139H43ZM106 139H105V142H103L104 144H103V146L105 145V143H106V145H107V147H108V153H109V155H106L105 153H107L106 152V150L105 149H107V148H105L104 150H105V153H101L100 152V149H98V143H99V138L96 136V138H94L93 137V135H92V137H87L86 138V140L84 141V143H83V146H81V150L79 151V161H81L80 163L78 162L77 164H79L78 165V167L80 168V172H81V177L79 178V179H76V178H74V179H72V181H71V183H69V184H67V187L68 188H66L67 190V193L66 194H68V195H70L68 192H72V191H75V189H77L78 191H76V193H78V198L79 199H76V201L78 202V204L79 203H83L84 202V200H86V198L88 197V196H91L92 198H95V196L99 193V194H101L102 195V198H104V200L106 201V203L107 202H110L112 205V207L114 206V205H121L122 206V208L124 207V206H126L127 207V209H130L132 212H134V213H137V212H139V210H138V207H137V205H138V203H140V202H138L137 204L136 203H134L133 202V200H134V197L135 196H131V194H124V192H122V190H121V188H120V190L117 188V187H115V188H113V189H115V191L112 189V185L113 184H116L117 183V181H119L120 183H122L123 184V182H121V178L123 177H125V179L127 178V180H129L130 182H133V184H135L138 188L137 189H139L141 192H143L147 197H148V199H149V202H150V199H152L151 201H156V200H159L160 199V201H159V205H154L153 203H155V202H152V203H150V204H153V206L154 207H156V208H152L153 210H160V211H162L163 213H165V214H167L168 213V208H169V206H170V199H171V197H170V201L168 202L167 201V199L169 198V192H170V188H171V185H174V184H176L180 179H178V176L177 175H182L181 173L180 174H177L178 172H179V170H178V172L176 173L175 171L173 172V170L171 171V173L169 174V172L170 171H168L169 169L167 168H165L162 164V160L160 159V160H158V158L155 160V158H153V160H151V155L149 156V158H144L146 161H141V160H139L138 158H136V159H134V161L136 160V161H138V162H134L133 161V159H132V157H131V154L127 151L128 149H126V147L127 146H125V145H123L122 144V141L124 140H121L123 137H121V136H119L117 133H114L113 132V134L112 133H108L107 135H106V137H105ZM167 138V137H166ZM181 138V137H180ZM13 139V138H12ZM11 139V140H12ZM26 139V138H25ZM38 139V138H37ZM49 139V138H48ZM163 139V138H162ZM161 139V142L164 140H162ZM177 139V138H176ZM17 140V139H16ZM29 140V139H28ZM28 140H26L27 142H28ZM36 140V139H35ZM41 140V139H40ZM39 139H38V141H40ZM128 140V139H127ZM126 140V141H127ZM179 140V139H178ZM31 141H33V140H31ZM188 141V140H187ZM187 141H186V143H187ZM259 141V140H258ZM14 142V141H13ZM19 142V141H18ZM18 142H17V144H18ZM147 142V141H146ZM145 142V143H146ZM199 142V143H200ZM15 143H16V141H15ZM21 143V142H20ZM26 143V142H25ZM34 143H35V141H34ZM34 143H32V144H34ZM36 143H37V141H36ZM35 143V144H36ZM102 143V142H101ZM165 143V142H164ZM14 144V143H13ZM22 144H24V138H23V143ZM21 144V145H22ZM27 144V143H26ZM26 144H24V146H22V147H26ZM28 144H30V142H28ZM27 144V145H28ZM31 144V145H32ZM38 144V143H37ZM33 145V146H35V148H36V146H38V145ZM100 144V143H99ZM161 144V143H160ZM175 144V143H174ZM195 144H197V143H195ZM16 145V144H15ZM189 145H191V144H189ZM4 146V145H3ZM33 146L31 147V148H33ZM102 146V147H103ZM129 146V145H128ZM154 146V145H153ZM14 147V146H13ZM12 147V148H13ZM22 147H21V149H22ZM30 147V145H28V148ZM101 147V146H100ZM164 147V146H163ZM167 148L166 149H168L167 151H165V152H168L169 153V150H171L173 147H175V146H173L172 148L170 147V146H166ZM179 146H177V148H173V149H179L178 148ZM183 146H181V148H182ZM187 147V146H186ZM16 148V147H15ZM27 148V147H26ZM27 148V149H28ZM35 148H33V150L35 149ZM80 148V147H79ZM104 148V147H103ZM212 148V149H213ZM160 149V148H159ZM23 150V149H22ZM24 150H26L25 148H24ZM70 150V151H69ZM73 150V149H72ZM77 150H79V149H77ZM76 150V151H77ZM103 150V151H104ZM130 150V149H129ZM163 150H165V149H163ZM162 150V151H163ZM10 151V150H9ZM13 151V150H12ZM38 151V150H37ZM75 151V152H76ZM148 151H150V150H148ZM172 151V150H171ZM197 151V150H196ZM209 151V150H208ZM16 152V151H15ZM26 152V151H25ZM29 152V151H28ZM131 152V151H130ZM139 152V151H138ZM37 153V152H36ZM48 153H46L47 155H49ZM145 153H146V151H145ZM149 153H152L151 151L149 152ZM155 153V152H154ZM167 153V154H168ZM23 154H24V152H23ZM28 154V153H27ZM32 154V153H31ZM38 154H39V152H38ZM72 154H74V152L72 151L71 152V154L69 153V155H71L72 156ZM137 154V153H136ZM178 154V153H177ZM203 154L201 155V156H203ZM207 154V153H206ZM205 154V155H206ZM0 155H2V154H0ZM7 155V154H6ZM36 155V154H35ZM40 155V154H39ZM38 155V156H39ZM41 155H43L42 153H41ZM68 155V154H67ZM75 155V154H74ZM100 155H102V157L100 156ZM140 155V154H139ZM138 155V156H139ZM153 155L155 156V154H152V157H153ZM163 155V154H162ZM197 155V154H196ZM242 155V154H241ZM245 155H246V153L244 154V156H243V158H245ZM37 156V160H38V157ZM54 156H52V157H54ZM108 156V157H107ZM133 156V155H132ZM210 156V155H209ZM263 156H264V154H263ZM33 157V156H32ZM43 157V156H42ZM47 157H50V156H47ZM55 157H54V159H55ZM73 157V156H72ZM76 157V156H75ZM137 157V156H136ZM166 157H167V155H166ZM174 157V156H173ZM197 157H198V155H197ZM206 157H208V156H206ZM30 158V157H29ZM34 158V157H33ZM36 158V157H35ZM102 158H108L109 160H110V162L109 163H101V159ZM133 158H135V157H133ZM162 158V157H161ZM210 158V157H209ZM32 159V158H31ZM44 159V158H43ZM42 159V160H43ZM49 159V158H48ZM52 159V158H51ZM50 159V160H51ZM54 159H53V164H55L56 166H57V164L56 163H58V161L55 163V161H54ZM58 159H55V160H58ZM108 159H105V160H108ZM164 159H165V157H164ZM195 159V158H194ZM197 159V158H196ZM211 159V158H210ZM225 159H227V161H226V164H225V162H224V160ZM241 159V158H240ZM262 159H263V157H262ZM40 160V159H39ZM76 160V159H75ZM104 160V161H105ZM142 160H143V158H142ZM173 160V159H172ZM199 160V159H198ZM207 160V159H206ZM6 161V160H5ZM41 161V160H40ZM52 161V160H51ZM133 161V162H132ZM184 161V160H183ZM210 161V160H209ZM263 161V160H262ZM66 162H67V164H69V165H72L73 167L75 166V164H76V162L74 161V159H72V158H69L68 160H66ZM71 164H70V163ZM74 162V163H73ZM165 162V161H164ZM201 162H203V161H201ZM47 163V162H46ZM51 163V162H50ZM162 163V164H161ZM177 163V162H176ZM179 163H181V162H178L177 164H176V166L179 164ZM207 163V162H206ZM262 163V162H261ZM263 163H264V161H263ZM262 163V164H263ZM33 164V163H32ZM202 164H204V163H202ZM208 164V163H207ZM244 164V163H243ZM245 164H246V162H245ZM34 165V164H33ZM192 165V164H191ZM36 166H37V164H36ZM58 166H59V164H58ZM173 167H174V165H172ZM175 166V168L176 169H178L177 167ZM179 166V165H178ZM189 166V165H188ZM195 166V165H194ZM193 166V167H194ZM201 166H203V165H201ZM223 166H225V168H223L222 169V167ZM29 167V166H28ZM55 167V166H54ZM77 167V165H76V168H77V170L79 169ZM192 167V166H191ZM207 167V166H206ZM3 168V167H2ZM40 168V167H39ZM42 168V167H41ZM57 168V167H56ZM59 168V167H58ZM169 168H171V167H169ZM175 168H174V170H175ZM187 168V167H186ZM196 168V167H195ZM74 169H75V167H74ZM183 169V168H182ZM181 169V170H182ZM190 169V168H189ZM200 169V168H199ZM210 169V170H211ZM36 170H37V168H36ZM57 170V169H56ZM76 170V171H77ZM186 170V169H185ZM194 170V169H193ZM203 170V169H202ZM212 170V171H213ZM250 170V169H249ZM253 170H254V168H253ZM252 170V171H253ZM35 171V170H34ZM49 171V170H48ZM52 171V170H51ZM64 171V170H63ZM79 171L78 172H76L77 174H80L79 173ZM184 171V170H183ZM196 171V170H195ZM225 171V170H224ZM223 171V172H224ZM56 172V171H55ZM181 172V171H180ZM184 172H186V171H184ZM189 172V171H188ZM193 172V171H192ZM198 172V171H197ZM197 172H195V173H197ZM251 172V171H250ZM209 173V172H208ZM52 174H53V172H52ZM56 174V173H55ZM191 174V173H190ZM151 175V176H150ZM211 175V174H210ZM225 175V174H224ZM77 176V175H76ZM75 176V177H76ZM190 176L191 175H189V178H190ZM250 176V175H249ZM217 177V176H216ZM254 177V176H253ZM211 178V177H210ZM213 178V177H212ZM251 178V177H250ZM121 179V180H120ZM237 179V178H236ZM258 179H260L261 180V178H258ZM124 180V179H123ZM213 180V182H214V179H212ZM216 180V179H215ZM220 180V179H219ZM241 180V179H240ZM260 180H257V182H259ZM181 181V180H180ZM126 182H128V181H126ZM66 183V182H65ZM186 183V182H185ZM202 183V182H201ZM210 183H211V181H210ZM118 184V183H117ZM177 184H179V183H177ZM183 184V183H182ZM205 184V183H204ZM219 184V183H218ZM259 184V183H258ZM31 185V184H30ZM203 185V184H202ZM211 184H209V186H210ZM215 185V184H214ZM63 186H65V184L63 185ZM117 186V185H116ZM119 186V185H118ZM122 186V185H121ZM132 186V185H131ZM136 186H133V187H136ZM185 186V185H184ZM201 186V185H200ZM204 186H206V185H204ZM203 186V187H204ZM236 186V185H235ZM239 186V185H238ZM253 186V185H252ZM259 186V185H258ZM2 187H3V185H2ZM175 187V186H174ZM212 187H214V186H211L210 188H212ZM227 187V186H226ZM260 187V186H259ZM61 188H63V190H64V188L65 187H61ZM123 188V187H122ZM154 188H159L158 189V194H157V192H156V194L155 195H150L149 194V192H150V190H152V189H154ZM180 188V187H179ZM178 188V189H179ZM202 187H200V189H201ZM206 188H208V190H210L209 189V187H206ZM237 188V187H236ZM59 189V188H58ZM137 189H135V190H137ZM184 189V188H183ZM196 189H198V188H196ZM195 189V190H196ZM203 189H205V187L203 188ZM214 189V188H213ZM212 189V190H213ZM215 189H218V187L217 188H215ZM48 190V189H47ZM60 190V189H59ZM62 190V189H61ZM60 190V191H61ZM124 190V189H123ZM125 190H126V188H125ZM129 190V189H128ZM133 188H132V192H133ZM174 190V189H173ZM199 190V189H198ZM221 190H222V188H221ZM224 190V189H223ZM248 190V189H247ZM51 191H52V188H51ZM153 191V190H152ZM179 191H180V189H179ZM179 191H177V193H179ZM35 192V191H34ZM41 192V191H40ZM39 192V193H40ZM61 192H63V191H61ZM60 192V193H61ZM126 192H127V190H126ZM194 192H196V191H194ZM38 193V194H39ZM41 193H43V190H42V192ZM49 193H50V191H49ZM52 193V192H51ZM53 193H54V191H53ZM129 193V192H128ZM183 193V192H182ZM198 193H201V199H199L198 198V200H197V198H196V200L199 202V204L201 205V206H199V204H198V206H197V209H198V207H200L198 210H197V212H195V213H189L188 211L186 212V213H184V217H182L181 218V220H183L184 218L186 219L187 217V219L189 220L190 219V221H188L187 219V221H188V225H186V231H187V229L189 230L191 227L192 228H194V231L195 232H197V235L195 234V236H196V238L195 239H193V240H191V246L190 245H188V251H189V249H190V252H188V254L186 253V254H181V256L180 257H182V259L183 260H181L182 261V264H197V262L199 263L200 261H197V259L199 260H201V258H204V257H202V255L203 254H205L204 253V251H205V249H207V251L211 248V247H213V244H215V246L217 245V244H219V243H221L220 241H219V243H218V238L216 237L215 239H213V237L214 236H216L220 231H219V229L221 230L223 227H222V225H221V223L223 222V215H225L226 214V212H227V210L225 209V204L227 203V199H224V200H221L220 198H218V196L215 194V192L212 194H210L209 195V197L207 196L208 195V192H207V195L206 196H204L203 194L204 193H202V190H199V192ZM37 194V195H38ZM47 194V193H46ZM57 194V193H56ZM63 194H65L64 192H63ZM63 194H60V195H58V196H61V195H63ZM99 194H98V198H100L101 197V195L99 196ZM139 194V193H138ZM173 194V193H172ZM181 194V193H180ZM194 194V193H193ZM197 194V193H196ZM206 194V193H205ZM226 194V193H225ZM144 195V196H145ZM189 195V194H188ZM200 195V194H199ZM48 196H49V194H48ZM46 197V199L47 198H49V197ZM52 196V195H51ZM75 196V195H74ZM174 196H176V195H174ZM56 197H57V195H56ZM62 197H64V195L62 196ZM61 197V198H62ZM72 197V196H71ZM138 197H140V196H138ZM177 197V196H176ZM179 197V196H178ZM195 197H197L196 195H195ZM208 197V198H207ZM229 197V196H228ZM45 198V197H44ZM43 197L41 198V199H39L38 201H37V203L39 204V206L41 205V206H43V207H46V208H44V209H42L41 210V212L40 213H37L36 211H32L31 210V216H30V220H29V222H33L34 223V226L35 225H39V223L40 222H46L45 224L47 225H49V223H47V221L49 220H51L53 217H51V215H54L57 211H58V207H60V209L64 206V205H66L68 202H70V200L69 201H66L65 200V202L63 201V203H64V205H59V206H57V205H55V206H57V210L55 211V213H53V211H52V206L54 205V204H52L51 205V203H50V205L48 204V202H46V200L44 199ZM70 198V197H69ZM89 198V197H88ZM92 198L90 199L89 198V200H92ZM97 198V197H96ZM98 198H97V200H98ZM102 198H101V200H102ZM137 198V197H136ZM184 198V197H183ZM50 199V198H49ZM56 199H58V198H56ZM60 199V198H59ZM145 199V198H144ZM173 199L174 200H176V198H174L173 197ZM178 199V198H177ZM48 200V199H47ZM51 201H54V200H52V198L50 199ZM75 200V199H74ZM100 200V199H99ZM110 200V201H109ZM142 200V199H141ZM233 200V199H232ZM59 202H60V200H58ZM93 201H95L94 199H93ZM93 201H91L92 203H93ZM183 201V200H182ZM56 202H57V200H56ZM88 202H90V201H88ZM90 202V204H92ZM102 202V201H101ZM142 202V201H141ZM143 202H145V201H143ZM148 202V203H149ZM176 202H177V200L175 201V202H173L174 203V205H176ZM178 202H179V200H178ZM33 203H35V204H37L36 202H34L33 201ZM53 203V202H52ZM85 204H87V202L85 201L84 202ZM172 203V204H173ZM232 203V202H231ZM231 203H229V204H231ZM29 204V203H28ZM58 204V203H57ZM60 204H62L61 202H60ZM77 204V203H76ZM75 204V206H77ZM89 204V203H88ZM90 204H89V207H90ZM94 204H96L97 205V202L95 203L94 202ZM141 204V203H140ZM139 204V205H140ZM146 204V203H145ZM171 204V205H172ZM179 204V203H178ZM196 204V205H197ZM73 205V204H72ZM80 205V204H79ZM78 205V206H79ZM100 205H102V204H100ZM142 205H144L143 203H142ZM147 205V204H146ZM196 205H195V207H196ZM67 207H69L68 205H66ZM97 206H99V205H97ZM96 206V207H97ZM115 206V207H116ZM119 206H117L116 208H118ZM141 206V205H140ZM139 206V207H140ZM150 206V205H149ZM148 206V207H149ZM159 206V207H158ZM179 206V205H178ZM225 206V207H224ZM230 206V205H229ZM26 207V206H25ZM65 207V206H64ZM66 207V208H67ZM81 207V208H80ZM80 209H82V211H83V208H82V206L80 205ZM84 207V206H83ZM94 207H95V205H94ZM95 207V208H96ZM147 207V208H148ZM158 207V208H157ZM172 207V206H171ZM170 207V208H171ZM174 207V206H173ZM41 208V207H40ZM56 208V207H55ZM66 208H65V210H66ZM72 208H73V206H72ZM76 208V207H75ZM78 208V209H79ZM98 208V207H97ZM96 208V209H97ZM100 208H101V206H100ZM105 208V207H104ZM111 208V207H110ZM119 208H121V207H119ZM121 208V209H122ZM183 208V207H182ZM229 208L230 207H228V210H229ZM232 208V207H231ZM27 209V208H26ZM33 209V208H32ZM35 209V208H34ZM54 209V208H53ZM59 209V211H61ZM64 208H62V210H63ZM68 209V208H67ZM78 209H76L77 211H78ZM79 209V210H80ZM92 209H93V207H91V208H88V210H89V212H90V210L92 211ZM95 209V210H96ZM99 209V208H98ZM97 209V210H98ZM115 209V208H114ZM123 209H125V207L123 208ZM140 209V208H139ZM145 209V208H144ZM149 209V208H148ZM193 209V208H192ZM191 209V210H192ZM36 210V209H35ZM63 210L65 213H66V211L68 212V210ZM71 210V209H70ZM75 210V211H76ZM96 210V211H97ZM153 210H151V211H153ZM181 210V209H180ZM185 211H186V209H184ZM224 210L226 211V212H224ZM21 211V210H20ZM23 211V210H22ZM59 211L56 213V214H58L59 213ZM73 211V210H72ZM82 211L80 212L79 211V213L77 214V217H78V215H79V217L80 218H78L79 220H81V218H84V217H81L80 215H83L82 214ZM95 211V212H96ZM114 211V210H113ZM127 211V210H126ZM144 211V210H143ZM150 211V210H149ZM174 211V210H173ZM230 211V210H229ZM62 212V211H61ZM63 212V213H64ZM70 212V211H69ZM68 212V213H69ZM84 212V211H83ZM104 212V211H103ZM154 213H156L157 211H153ZM161 212V213H162ZM177 212H178V210H177ZM180 212H182L183 213V210L182 211H180ZM179 212V213H180ZM224 212V213H223ZM246 212H248L247 210H246ZM21 213V212H20ZM53 213V214H52ZM64 213V214H65ZM75 213V212H74ZM81 213V214H80ZM85 213H87V211L85 212ZM91 213V212H90ZM145 213H146V211H145ZM148 213V212H147ZM152 213V212H151ZM153 213V214H154ZM178 213V214H179ZM239 213V212H238ZM243 213H245V212H243ZM25 214V213H24ZM55 214V215H56ZM61 214V213H60ZM104 214V213H103ZM142 214H144L143 212L141 213V214H139V215H142ZM148 214H150V213H148ZM173 214V213H172ZM175 214V213H174ZM177 214V213H176ZM177 214V216L176 217H178L179 215ZM223 214V215H222ZM240 214V213H239ZM249 214V213H248ZM251 214V213H250ZM30 215V214H29ZM65 215H67L68 216V214H65ZM74 215V214H73ZM73 215H72V217H73ZM94 215H95V213H94ZM94 215H92V216H94ZM97 215V214H96ZM95 215V216H96ZM145 215V217H144V219H143V221H142V226H143V230L141 231V232H136L133 236H136L135 237V240H133V244H132V242H130L131 244L130 245H133L134 246V250L133 251H135V255L133 254V256H135V259H134V257H132V254H131V258L130 257H126V255H125V253L127 254V249L128 248H130V247H128L127 249H126V247L124 246V245H121L120 243L122 242L123 243V241H121L120 243H118V244H116L117 242H113L114 243V246L111 244V243H107V244H109V246H112L113 248L112 249H117L116 250V252L112 255L113 256V258L114 259H112V257L110 256V257H108L107 259H105L104 260V263L103 264H112V263H114V261H115V259H116V257H120V256H122L123 257V255H125V257L128 259V258H130V259H128V260H126V262L127 261H129V260H131L132 258H133V261H135L134 263H132V264H154L153 263V260H154V258H153V260L152 259H150L149 258V255H148V246L149 245H147V243L149 242V240H151V242L153 243V241H155V240H153L152 241V238H150V236L151 237H153L154 236V238H155V236H158V235H165V236H169V235H173L174 236V234H175V232H177V231H172L171 229H167L166 227L169 225H161V226H159V221L160 220H158L157 219V216H152V217H146L147 215L146 214H144ZM164 215V214H163ZM169 215V214H168ZM21 216V215H20ZM28 216V215H27ZM57 216V215H56ZM67 216H64V219L62 220V219H60V220H62L61 221V223L63 224V223H65L66 224V222L68 221V218H67ZM160 216V215H159ZM181 216H183V215H181ZM250 216V215H249ZM61 217H63L62 216V214H61ZM71 217V216H70ZM71 217V218H72ZM75 215H74V219L75 218H77ZM98 217V216H97ZM104 217H106V215L104 214ZM142 217V216H141ZM142 217V218H143ZM173 217H174V215H173ZM180 217V216H179ZM227 217V216H226ZM247 217V216H246ZM246 217L244 218V222H245V225H244V223L240 226V227H243L244 228V226L245 227H248V231H249V227H252L253 229H258V227H259V225L257 224V226H255V225H253V224H251L252 226H246L247 224L246 223H248V222H251V218H249L248 217V219H246ZM60 218V217H59ZM59 218H57V219H59ZM72 218V219H73ZM89 218V217H88ZM92 218V217H91ZM99 219L101 218V216L100 217H98ZM159 218H161V217H159ZM162 218H164V216L162 217ZM172 218V217H171ZM234 218V217H233ZM261 218V217H260ZM55 220H57L56 218H54ZM70 219V218H69ZM71 219V220H72ZM107 219V218H106ZM173 219V218H172ZM53 220V219H52ZM51 220V221H52ZM71 220L69 221L70 222V225H71ZM83 221H80V223L81 222H84V220L85 219H82ZM87 220V219H86ZM101 220V219H100ZM105 220V219H104ZM174 220H175V218H174ZM234 220V219H233ZM241 220H243V219H241ZM20 221V220H19ZM74 221V220H73ZM78 224H79V221H77V220H75ZM93 221V220H92ZM162 221V220H161ZM179 221V220H178ZM178 221H177V223H178ZM28 222V223H29ZM55 222V221H54ZM56 222H60L59 220L58 221H56ZM55 222V223H56ZM76 222H75V226H76ZM87 222V221H86ZM104 222H107L106 220L104 221ZM103 222V223H104ZM173 222V221H172ZM181 222V221H180ZM179 222V223H180ZM185 222V221H184ZM35 223H37V224H35ZM61 223H59L60 225H58L57 224V226H60L61 227ZM68 223V222H67ZM73 223V222H72ZM117 222H115V224H116ZM169 223V222H168ZM181 223H183V222H181ZM256 223H257V221H256ZM264 223V222H263ZM41 224V223H40ZM43 224V223H42ZM39 225V226H41V228H42V226H46V225ZM52 224V223H51ZM54 224V223H53ZM82 224V223H81ZM81 224H79V225H81ZM85 224V223H84ZM84 224L83 225H81V226H83L84 227ZM96 224V223H95ZM98 224V223H97ZM107 224H108V222H107ZM107 224H105V225H107ZM262 224V223H261ZM24 225V224H23ZM28 225V224H27ZM47 225V226H48ZM55 225V224H54ZM78 225V226H79ZM85 225H87V223L85 224ZM102 225V224H101ZM104 225V224H103ZM102 225V226H103ZM104 225V226H105ZM109 225H111V224H109ZM108 225V226H109ZM113 225V224H112ZM134 225V224H133ZM158 225V226H157ZM170 225H173V223L172 224H170ZM170 225H169V227H170ZM182 225V224H181ZM239 225V224H238ZM26 226V225H25ZM46 226V228L47 229H49L48 227ZM56 226V225H55ZM55 226H53V228H56ZM73 227L72 228H75L74 230H76V228L79 230V228L76 226H74V225H72ZM98 226H100V225H98ZM141 226V225H140ZM174 226V228L176 227V225H173ZM179 226V225H178ZM220 226L222 227V228H220ZM16 227V226H15ZM38 227V226H37ZM36 226H35V230H38L39 228H37ZM60 227H59V229H60ZM63 227V226H62ZM67 227V226H66ZM70 227V226H69ZM80 227V226H79ZM86 228H87V226H85ZM83 228L84 229V233H83V229H82V232L81 233H83L85 236L87 235V233L86 232H88V228L86 229V228ZM107 227V226H106ZM112 227H114V226H112ZM136 227V226H135ZM231 227V226H230ZM263 228H264V226H262ZM24 228V227H23ZM28 228V227H27ZM58 228V227H57ZM64 228V227H63ZM62 228V229H63ZM82 228V227H81ZM174 228H173V230H174ZM242 228V229H243ZM261 228V227H260ZM260 228H259V232H260ZM34 229V228H33ZM62 229H60V230H62ZM65 229V228H64ZM87 231H86V230ZM90 229H91V227H90ZM89 229V232H88V235L89 234H91L92 235V233H91V231L92 232H95V231H93V230H90ZM134 228H132V230H133ZM196 229V230H195ZM208 229H211V231L209 232L210 234H208V235H206L205 233H206V231L208 230ZM237 229V228H236ZM252 229V230H253ZM262 229V228H261ZM23 230V229H22ZM43 230V229H42ZM42 230L41 231H39V232H42ZM65 230H69V229H65ZM73 229L71 230L72 232L74 231ZM127 230V229H126ZM125 230V231H126ZM176 230V229H175ZM181 230V229H180ZM185 230V229H184ZM192 230V229H191ZM191 230H189V231H191ZM246 230H247V228H246ZM13 231V230H12ZM45 231H46V233H47V231L48 230H46L45 229ZM51 231H52V229H51ZM70 231V232H71ZM77 231V230H76ZM107 231V230H106ZM119 231V230H118ZM130 231V230H129ZM134 231H135V229H134ZM134 231H131V232H134ZM240 231V230H239ZM245 231V230H244ZM247 231V232H248ZM255 231V230H254ZM254 231H252V232H254ZM257 231V232H258ZM262 231H263V229H262ZM14 232V231H13ZM53 232V231H52ZM56 232V231H55ZM62 231H60V233L58 232V236H56V234L55 233H53V234H55V235H53V236H56V237H59L60 236V234H62L61 233ZM66 232H68L69 233V231H66ZM72 232L70 233V235H73L72 234ZM75 232V231H74ZM73 232V233H74ZM78 232V231H77ZM101 232V231H100ZM109 232V231H108ZM120 232H121V230H120ZM119 232V233H120ZM222 232V231H221ZM246 232V233H247ZM251 232V233H252ZM256 232V231H255ZM256 232V233H257ZM23 233H24V231H23ZM22 233V234H23ZM36 233V232H35ZM80 233V232H79ZM96 233H97V231H96ZM99 233V232H98ZM114 233H115V231H114ZM126 233V232H125ZM150 233H151V235H150ZM192 233V232H191ZM230 233V232H229ZM255 233V234H256ZM261 233V232H260ZM260 233H258V235L260 234ZM10 234V233H9ZM40 234V236L42 235L41 233H39ZM47 234H49V232L47 233ZM76 234V233H75ZM74 234V236H72V238L74 237L75 239L77 238L76 237V235ZM83 234H82V236H83ZM133 234V233H132ZM177 234V233H176ZM176 234H175V236H176ZM235 234V233H234ZM248 234H250V231L248 232ZM263 234V236L262 237H264V232L262 233ZM33 235V234H32ZM38 235V234H37ZM44 235V234H43ZM50 235V239H52V235H51V233L49 234ZM64 235V234H63ZM67 235H69V234H67ZM69 235V236H70ZM87 235V236H88ZM97 235V234H96ZM150 235V236H149ZM178 235V234H177ZM219 235V234H218ZM245 235V234H244ZM35 236V235H34ZM45 236V235H44ZM42 237L41 236V238H43L42 240H45L46 238L45 237ZM68 236V237H69ZM79 236V235H78ZM80 236H81V234H80ZM78 237V238H81V237ZM90 236V235H89ZM88 236V237H89ZM93 236V235H92ZM103 236V235H102ZM205 236H209L208 238L207 237H205ZM20 237H22V236H20ZM61 237V236H60ZM59 237V238H60ZM68 237H66V235H65V237H64V239H65V241L67 240V238ZM131 237V236H130ZM162 237V236H161ZM164 237V236H163ZM172 237V236H171ZM192 237V236H191ZM232 237V236H231ZM235 237H237V236H235ZM246 237V236H245ZM247 237H251L252 238V234H251V236H247ZM254 237H256V235L254 236ZM259 237H260V235H259ZM25 238H26V236H25ZM36 238L38 239V237L36 236ZM41 238H40V240H41ZM45 238V239H44ZM48 238V237H47ZM57 239V241L58 240H61V239ZM73 238V239H74ZM87 238V237H86ZM86 238H82V241L83 240H85L86 241ZM106 238V237H105ZM124 238H125V236H124ZM149 238V239H148ZM153 238V239H154ZM160 238V237H159ZM165 238V237H164ZM168 237H166V239H167ZM178 238V237H177ZM227 238V237H226ZM29 239V238H28ZM33 239H34V237H33ZM54 239V238H53ZM52 239V241H55V240H53ZM64 239H62L61 241H59L60 242V244H61V242L62 241H64ZM69 239L71 240V237H69ZM73 239H72V241H73ZM74 239V240H75ZM92 238H90V240H91ZM100 239V238H99ZM108 239V238H107ZM171 239V238H170ZM254 239V238H253ZM257 239V238H256ZM256 239H254V240H256ZM11 240V239H10ZM14 240V239H13ZM32 240V239H31ZM36 239H34V241H35ZM39 240V241H40ZM49 240V239H48ZM80 240V239H79ZM78 240V241H79ZM89 240V238L87 239V241ZM93 240V239H92ZM91 240V241H92ZM96 240V239H95ZM98 240V239H97ZM105 240V239H104ZM161 240V239H160ZM168 240V239H167ZM205 242H207V244H206V246H204L203 247V244H204V241ZM227 240V239H226ZM252 240V239H251ZM24 241V240H23ZM46 241V240H45ZM50 242H51V240H49ZM71 241V243L70 244H74V242H72ZM77 241V242H78ZM84 241V242H85ZM94 241V240H93ZM129 241H130V239H129ZM128 241V242H129ZM169 241V240H168ZM264 241V240H263ZM59 242H57V243H59ZM79 242H81V240L79 241ZM83 242V243H84ZM97 242H100V241H97ZM126 242L127 241H125L124 243L126 244ZM157 242V241H156ZM260 242H261V240H260ZM53 243H56V242H53ZM52 243V244H53ZM101 243V242H100ZM123 243V244H124ZM152 243H150L149 242V244H150V246L152 245ZM159 243H161L160 241H159ZM184 243V242H183ZM200 243V244H199ZM223 243V242H222ZM221 243V244H222ZM37 244H38V240H37ZM44 244V243H43ZM60 244H57V245H60ZM63 244V243H62ZM62 244H61V246L59 247V246H56L55 244V246L56 247H58V250H59V248H61L62 247ZM65 244H66V242L64 243V245H63V247L64 248H66L65 247ZM69 244V240H68V245H70ZM79 244V243H78ZM91 244V243H90ZM93 244V243H92ZM103 244H106V243H103ZM111 244V245H110ZM129 244V243H128ZM154 244H156V243H154ZM162 244V243H161ZM224 244V243H223ZM260 244V243H259ZM13 245V244H12ZM18 245V244H17ZM27 245V244H26ZM68 245H66V246H68ZM74 245H77V243L76 244H74ZM84 245V244H83ZM82 245V246H83ZM121 245V246H120ZM127 245V244H126ZM181 245V244H180ZM179 245V247H181V246H183V245H181L180 246ZM210 245V246H209ZM261 245L263 246L264 244H262L261 243ZM39 247L40 246H42V243H40L39 245H38ZM53 246V245H52ZM91 246V245H90ZM90 246H89V248H90ZM100 246H102V245H100ZM108 246V247H109ZM152 246H154V245H152ZM172 246H177L176 245V243H174V245L172 244ZM214 246V247H215ZM220 246V245H219ZM260 246V245H259ZM17 247V246H16ZM21 247H23V246H21ZM54 247V246H53ZM52 247V248H53ZM62 247V248H63ZM92 247V246H91ZM94 247V246H93ZM97 246H95V248H96ZM99 247V246H98ZM102 247H105V245L104 246H102ZM101 247V248H102ZM171 247V246H170ZM224 247V246H223ZM233 247V246H232ZM27 248V247H26ZM25 248V249H26ZM61 248V249H62ZM83 248H84V246H83ZM106 248V247H105ZM104 248V249H105ZM111 248V247H110ZM110 248H108V249H110ZM150 248L151 247H149V250H150ZM158 248V247H157ZM261 248V247H260ZM19 249V248H18ZM24 249V250H25ZM37 249V248H36ZM51 249V248H50ZM55 248H53L52 250L53 251H56V249L54 250ZM75 249H76V247H75ZM88 248H86V251L88 252V250H87ZM103 249V248H102ZM104 249L103 250H101L100 249V247H99V249H95V250H99L98 252H97V255H98V253L100 252L101 253V251L103 252V255H104V253H107L106 251L107 250H105V252H104ZM166 249V248H165ZM178 249V248H177ZM200 249V250H199ZM218 249V248H217ZM264 249V248H263ZM14 250V249H13ZM63 250V249H62ZM67 250V249H66ZM74 250V249H73ZM90 251H92V250H94V248L93 249H89ZM129 250V249H128ZM130 250H131V248H130ZM161 250V249H160ZM159 250V251H160ZM183 250H185L184 248H183ZM201 250H203V252H201ZM214 250H216V249H214ZM221 250V249H220ZM40 251V250H39ZM50 251V250H49ZM53 251H52V253H53ZM70 251V250H69ZM89 251V252H90ZM109 251V250H108ZM112 251V250H111ZM166 252H167V250H165ZM171 251V250H170ZM176 251V250H175ZM207 251H206V254H208L207 253ZM8 252V251H7ZM6 252V253H7ZM13 252V251H12ZM51 252V251H50ZM74 252H75V250H74ZM110 252V251H109ZM153 252V251H152ZM180 252H182V251H180ZM201 252V253H200ZM224 252V251H223ZM235 252V251H234ZM3 253V252H2ZM46 253H47V251H46ZM52 253H49V256L52 254ZM70 253H73V252H71L70 251ZM95 253V252H94ZM111 253V252H110ZM161 253H163V252H161ZM165 253V252H164ZM163 253V254H164ZM177 253V252H176ZM183 253V252H182ZM203 253V254H202ZM211 253V250H210V252H209V255H210V257H212L211 255H213V254H210ZM212 253H214V252H212ZM217 253V252H216ZM225 253V252H224ZM228 253H230V252H228ZM263 253V252H262ZM26 254H27V252H26ZM25 254V255H26ZM37 254H38V252H37ZM40 254V253H39ZM54 254H57V251L56 252H54ZM53 254V255H54ZM85 254V253H84ZM86 254H88V253H86ZM93 254V253H92ZM91 254V255H92ZM96 254V253H95ZM241 254V253H240ZM34 255V254H33ZM36 255V254H35ZM41 255V254H40ZM42 255H43V253H42ZM70 255V254H69ZM76 255V254H75ZM78 255V254H77ZM89 255V254H88ZM102 255V253L100 254V256ZM101 256L100 258H102V261H103V258H104V256ZM114 255H115V257H114ZM154 255H155V253H154ZM160 255V254H159ZM162 255V254H161ZM167 255V254H166ZM239 255V254H238ZM260 255H263V254H260ZM52 256V255H51ZM57 256V255H56ZM66 256H68V254L67 255H65V257ZM106 256H107V254H106ZM105 256V257H106ZM129 256V255H128ZM153 256V255H152ZM158 256V255H157ZM199 256V257H198ZM201 256V257H200ZM205 256V255H204ZM215 256V255H214ZM37 258H38V256H36ZM41 257V256H40ZM44 257V256H43ZM54 257V256H53ZM64 257V256H63ZM64 257V258H65ZM69 257V256H68ZM84 257V256H83ZM85 257H87L86 259H85V262H82V263H86V261H89V264H91L90 262H92V261H90L92 258H90V257H88V256H86L85 255ZM125 257H123L124 259H125ZM153 257H155V256H153ZM163 257V256H162ZM174 257V256H173ZM209 257V256H208ZM218 257V256H217ZM235 257V256H234ZM21 258V257H20ZM52 258V257H51ZM57 258V257H56ZM59 258V257H58ZM61 258V257H60ZM71 258V257H70ZM73 258H74V260H75V258H76V256L74 257L73 256ZM73 258H71L72 260H73ZM89 258V260H87ZM100 258H99V260H100ZM123 258L121 259V260H123ZM206 258V257H205ZM228 258V257H227ZM240 258V257H239ZM247 258V257H246ZM32 259V258H31ZM41 259V258H40ZM39 259V260H40ZM44 259V258H43ZM65 259H67V258H65ZM162 259V258H161ZM35 260V259H34ZM56 260V259H55ZM60 260V259H59ZM61 260H63V261H65L64 259H61ZM73 260V261H74ZM80 260V259H79ZM95 260V259H94ZM119 260V259H118ZM168 260V259H167ZM170 260V259H169ZM179 260V259H178ZM206 260V262H207V258L205 259ZM205 260H204V262H205ZM209 260V259H208ZM215 260V259H214ZM229 260V259H228ZM52 261H54L53 259H52ZM57 261H58V259H57ZM62 261V262H63ZM72 261V262H73ZM76 261H78V259L76 260ZM101 261V262H102ZM154 261H156V260H154ZM161 261H163V260H161ZM202 261V260H201ZM213 261V260H212ZM212 261H210V263L212 262ZM222 261V260H221ZM44 262V261H43ZM46 262V261H45ZM55 262V261H54ZM62 262H60V264L62 263ZM66 262V261H65ZM64 262V263H65ZM68 262H69V260H68ZM79 262V261H78ZM100 262V261H99ZM117 262V261H116ZM119 262V261H118ZM175 262V261H174ZM203 262V261H202ZM201 262V263H202ZM203 262V263H204ZM243 262V261H242ZM51 263V262H50ZM56 263V262H55ZM69 263H71V262H69ZM120 263V262H119ZM124 263V261H122V263L121 264H123ZM129 263V262H128ZM157 263H158V261H157ZM200 263V264H201ZM202 263V264H203ZM208 263V262H207ZM206 263V264H207ZM209 263V264H210ZM214 263V262H213ZM220 263V262H219ZM237 263V262H236ZM241 263V262H240ZM29 264V263H28ZM35 264H37V263H35ZM46 264V263H45ZM48 264V263H47ZM54 264V263H53ZM57 264V263H56ZM65 264H67V263H65ZM73 264H75V263H73ZM78 264V263H77ZM80 264H81V262H80ZM86 264H88V263H86ZM101 264V263H100ZM115 264V263H114ZM118 264V263H117ZM125 264H127V263H125ZM131 264V263H130ZM156 264V263H155ZM163 264V263H162ZM212 264V263H211ZM227 264V263H226Z\"/></svg>",
	"mask_w": 264,
	"mask_h": 264
}]
</instances>
